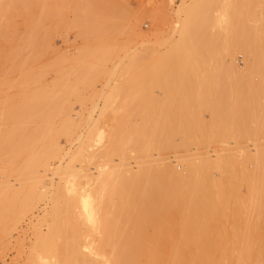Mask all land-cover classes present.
Instances as JSON below:
<instances>
[{"label":"bare ground","instance_id":"1","mask_svg":"<svg viewBox=\"0 0 264 264\" xmlns=\"http://www.w3.org/2000/svg\"><path fill=\"white\" fill-rule=\"evenodd\" d=\"M53 1H55L54 2V4L56 3L57 4V2H58V0H57V2H56V0H51V2H53ZM105 2L106 3V1H107V3H108V1L109 0H59V3H60V5H58V8L57 7H55V5L53 4V3H47V2H45V0H0V40L2 39L5 43L4 44H6V43H8L7 45H8V47H7V52L6 51H4L3 50V47L2 48H0V70L2 69L3 71L5 70L6 71V68H8V70H11L12 71V69H15V68H18V69H20L21 70V68H22V70L26 67V70L24 71V72H22L21 73V78L22 79H20V78H18V80L20 81H18L19 82V84L20 85H22V84H25L26 86L25 87H27V91H24V90H26L25 89V87H23L24 89H23V91H24V93L25 92H27V94L26 95H28L27 97L28 98H26V100H24V102H23V100L22 99H24L23 97H21V99H18L19 101L21 100L22 102L20 103L19 101H17V103H19V104H16V101H11L10 99H12L11 97H20V95L19 94H17L18 96H16V95H14V93H11L12 95L10 96V95H8L7 97H8V101H10L9 103H10V105L12 104V103H14L15 102V105H13L12 104V106H11V108H10V105L9 106H7V109H11V111H10V114H9V112H7L6 110H5V107H1V108H4L3 109V111L5 110V112L7 113V114H9V116H11V118H10V122H12L11 123V127H6L5 126V128H7V130L5 129V130H3L4 129V126H2L3 127V133H2V130H1V132L0 133H2V135H5L6 133H9L8 135H6V137L8 138V136L10 137H12V139H10V138H8V142L7 141H5V146H6V148L10 145V147H8V148H10V150H9V152H8V154L11 152V155L12 156H10V154H9V156H8V158L10 159V157L11 158H13L14 160L16 159V158H18V157H20V156H22L23 158H22V162L20 161V165H16L14 168H13V170H12V174L14 173L16 176H18V178H19V182H20V186L22 187V188H20V189H15V187L13 188V186H11V184L9 183V181L8 180H2V177H1V180H2V183H0L1 185H0V239L5 235V233H6V231H7V228L9 227V225H11V224H13V223H15L16 221H17V216L18 215H20L19 213L20 212H22L23 210H24V208H26V207H28L29 205H30V203L33 201V199L34 198H39L40 196H41V193H42V191H41V193L40 192H38L37 191V188H39V186L38 185H40V187H42L43 188V182L45 181V175L44 174H41L40 172L42 171H46V168H47V165L49 164V159L51 158V157H54V156H56V154L57 153H59V151H60V148H59V146H58V142H57V140H59V139H57V137L58 136H60V135H62V134H65V135H69V133H70V131H71V126H72V123L73 122H69V121H67L68 120V118H69V114H67L68 113V108H69V110L71 109L70 108V106H68V104L66 105V106H64V102L61 104V105H59L58 104V102H57V96H56V93L58 92H60L59 91V89L60 90H64V91H66L65 90V88L67 89V86L65 87L63 84H65V83H62L61 82V84H62V86H61V88L59 87V88H57L58 89V91H56V88H54L53 86L55 85V84H57L58 82H57V79H58V81H60V75L58 76V74H57V76H58V78L57 79H55L56 80V83H55V80L53 81V83H55V84H53V89H55V91L54 90H48V88L47 87H45L44 85H42L41 83L43 82L42 80L44 79H42V75H40L39 73H34L33 72V69L31 68V66L29 65V63H31V61H33L31 58V51H32V49L34 48V47H36V49L38 48L37 46L38 45H40V43L42 44L43 43V41H42V38L41 37H45V38H47L48 37V35H50V31L48 32L47 30L48 29H50V28H47V22H46V20L48 21V19H49V21H52L55 17H53V14L56 16L58 13V15H62L63 16V7L64 8H66V6H68L69 7V9L71 10V11H73L75 14L73 15V14H71V15H73L72 17H74L75 15V17H74V20L73 21H70L69 22V24H68V21L66 22V20L65 21H63V23L65 24V22H66V24L64 25L63 24V26H66L67 24L68 25H70L71 24V22L72 23H74L73 24V26H77L76 28H78V26H81L82 28V30L80 31L81 33H83V34H85V33H87L88 32V30L91 28V32L89 33L88 32V34L90 35H92V33L94 34V36H95V39L96 40H98V43H92V45L91 44H89L90 45V47L88 46V44L87 45H84L83 44V46H84V49H83V47H82V50H80L79 51V53H78V55H77V57H74V56H76V55H70V56H72V57H74V58H72V57H70V56H68V57H66L65 55L66 54H64V56H61V54L60 53H64V52H59V57L57 56L58 54H56L55 55V58H56V56L58 57V58H60V60H58V61H60L61 62V64L64 62V64L67 62V60H65V58L66 59H68L69 60V58H72V59H70V61L72 60V63H70V64H67L68 66L69 65H71L72 66V68H71V72L73 73L74 72V74H76V75H74V77H72L73 79L75 78V76L77 77V80L80 78H82L83 79V77H80V75L79 74H82V73H84L85 71H87L86 72V75H84V74H82V75H84L85 76V78H90V80H92L93 79V74L95 73L93 70L95 69L94 67H97V65L99 66V64H100V62L102 61L103 62V64H104V62H106V61H108L109 62V58L112 56V54L114 53V50L115 49H117L118 47H116L115 45H117V42H116V39H115V41H113V39L114 38H116V34H118V35H120V34H124V35H128L129 36V34H130V32H131V30H132V28L134 29V27L132 26V25H130V23L131 22H129L130 20H129V18H128V16L130 17V15H128L127 16V14H126V12H125V9H124V11L122 10V4L125 2H122V0H121V2H122V4H119L118 5V7L120 8V6H121V10L119 9V11L117 10V6H116V3H115V1H114V3H115V7L113 8V9H111L112 7H110V9L112 10V12L110 11V9H109V7H108V9H107V7H106V5L105 4H103V3H101V2ZM112 1V4L111 3H109V5H113V0H111ZM219 2H222L221 0H218ZM227 0H223V2L225 3ZM238 1V0H237ZM236 1V2H237ZM240 1V0H239ZM250 1V0H249ZM248 1V2H249ZM251 1H253V0H251ZM250 1V2H251ZM261 1V0H260ZM262 1H264V0H262ZM48 2H50V0H48ZM110 2V1H109ZM193 2V1H192ZM219 2H217L216 0H195L194 1V3L193 4H191L190 2H187V3H190V4H187L186 2H185V0L182 2V5L181 6H178L179 8L181 7L182 8V10L185 12L183 15H185V16H183V17H181L182 19L181 20H178L177 21V18L179 19V16L181 15H179L178 17H176V24H175V26H173L174 28L172 29L173 31L170 33L171 35H167V36H169V37H167V39H166V37H165V39H163V40H167V42H165V44H163L165 47L167 46L168 48H165L162 52H160L159 51V47H158V45L157 44H152V45H150V46H147V47H144V48H140V49H137V50H134V51H129L128 50V52L126 53V54H128L127 56L128 57H130L129 59H127V60H131V58L132 59H134V60H137V62H138V58H140L139 60L140 61H142L141 60V58H147V56H152V57H150L149 59H151V58H153L154 60L151 62V60H150V62L151 63H153V62H155V61H160L161 62V60L163 61L164 59L165 60H168V61H170L171 63H173V64H171L170 66V68H171V70L172 71H174V70H176L175 72H178L179 71V73H180V70H182L184 67L186 68H188V69H191V70H195V69H198V68H196V67H194L195 65L194 64H197L195 61H197V59H198V57L199 56H201V55H207L208 57L210 56V58H211V55L210 54H212L213 56L212 57H214V51L215 50H217L218 51V46L217 45H219L218 44V42L220 43V40H218L219 39V37H220V39L222 38V40L224 41H222L221 43V45H223V46H221L222 47V49H224V50H221V48L219 49V51H223L222 53L221 52H217L218 54H220L219 56L221 57V58H223V59H229L228 60V63H231V65L229 64V67H230V71L232 72V70L234 71H236V69L238 68H236V69H234V67H233V60H234V54L236 53V54H238L237 52H235L234 53V51H236L237 49H238V47H239V44L240 43H237L238 41H236V40H239V39H241V36H238V32H239V30H237L236 28H235V25H234V21H235V23L237 22L238 23V21H236V19L238 18V11H237V6H236V4H235V0H232V1H230V0H228L227 2H228V4H227V7H228V12L227 13H225L224 11H222V12H224L225 13V15L227 16V18H226V16L225 15H223L224 13H221V11L220 10H223L224 8L223 7H225V6H223L222 8L223 9H217V10H215V11H217L218 12V10H219V12H220V15L222 14L224 17H221L220 15H219V18L218 19H220L221 18V20H223L222 22H224V19H222V18H225V19H227L226 20V23L224 24V23H222V22H219V20L217 19V17L218 16H216V15H211V9L213 8V10H214V8H215V6H217L218 4L217 3H219ZM226 2V3H227ZM140 3V2H139ZM217 5H216V4ZM238 3V2H237ZM239 3H241V2H239ZM244 3H245V0H244ZM253 3V2H252ZM257 3H259L258 2V0H257ZM262 3V2H261ZM49 4H53V5H51V6H54V12H56L57 14H55L54 12H52L51 13V11H49L52 7H50V9L48 10V8L49 7H47ZM219 4H221V3H219ZM255 4H256V2H255ZM56 5V6H57ZM127 5V4H126ZM129 5V4H128ZM262 5V4H261ZM18 6V10H16V7ZM50 6V5H49ZM183 6V7H182ZM240 6V5H239ZM242 6V5H241ZM245 6V5H244ZM59 7H61V10H59L60 8ZM67 7V8H68ZM73 8V10L71 9V8ZM131 7H133V6H131ZM262 7V6H261ZM10 8V9H9ZM22 8V9H21ZM55 8H57L56 9V11H55ZM116 8V9H115ZM127 8H129V7H127ZM138 8H140L139 6H138ZM242 8V7H241ZM253 8V7H252ZM262 8H264V7H262ZM53 9V8H52ZM130 9V8H129ZM136 9V8H135ZM141 9V8H140ZM258 9H259V7H258ZM113 10H116L117 12H113ZM131 10H133V9H131ZM137 10V9H136ZM158 10V9H157ZM161 10V9H160ZM178 10V9H177ZM181 10V11H182ZM213 10H212V12H213ZM246 10V9H245ZM245 10H244V13H245ZM58 11H60V12H58ZM66 11V10H65ZM68 11V10H67ZM126 11H127V13H129V11L126 9ZM138 11V10H137ZM181 11H177V12H181ZM214 11V12H215ZM240 11V10H239ZM256 11V10H255ZM259 11V10H258ZM62 12V14H60ZM135 12V11H134ZM145 12V11H144ZM216 12V13H217ZM69 13V12H68ZM141 14H139V15H143L142 14V12H140ZM148 13V12H147ZM156 14H158L159 13V11H156L155 12ZM165 13V12H164ZM163 13V14H164ZM252 13H254V10L252 11ZM130 14V13H129ZM131 14H132V12H131ZM166 14V13H165ZM260 14H261V11L259 12V17H260ZM14 15L16 16V15H18L19 17L20 16H22V18H23V23H24V25H25V29L24 28H22V29H24L25 30V34L21 37V38H15V33H14V30L15 29H13V28H15V24H14ZM135 15V13L132 15V16H134ZM146 15V14H145ZM167 15V14H166ZM178 15V14H177ZM242 15V14H241ZM241 15H240V17H241ZM247 15V14H246ZM249 15V14H248ZM256 15H257V13H256ZM255 15V16H256ZM245 16V15H244ZM244 16H242V18L244 17ZM251 16V15H250ZM17 17V16H16ZM60 18H61V16H59ZM59 17L57 16L56 18H57V21L56 22H58V21H60V20H58L59 19ZM65 17V16H64ZM137 17H139V16H137ZM213 17H216L215 18V22H214V20H213ZM252 17V16H251ZM257 17V16H256ZM68 18V17H67ZM245 18H247V17H245ZM262 18H264V15H262L261 16V19ZM52 19V20H51ZM72 19V18H71ZM140 19V18H139ZM216 19H217V21L219 22V23H217L216 22ZM250 19V18H249ZM252 19V18H251ZM63 20V19H62ZM62 20L60 21V22H62ZM257 20V19H256ZM260 20V19H259ZM258 20V21H259ZM262 20H264V19H262ZM242 21V20H241ZM246 21V20H245ZM261 21V20H260ZM56 22H54L55 24H56ZM136 22H138V19H137V21ZM240 22V21H239ZM22 23V24H23ZM59 23V22H58ZM56 24L55 26L56 27H54V28H57V25H58V27H59V25H61V24ZM76 23V24H75ZM215 23H217L218 25L221 23V24H223V25H221V27L223 26L224 27V25H226L224 28H222V29H224V30H226V33L224 34V33H222V35L221 36H217V37H214L213 35L216 33V35H217V32H222V31H217V30H215L214 31V29H209L210 31H212L214 34L213 35H211L212 34V32L211 33H209V31L208 32H206V30H208V27H210V26H212V25H214ZM247 23V22H246ZM45 24H46V28H45ZM49 24V23H48ZM239 24V23H238ZM242 24V23H241ZM252 24V23H251ZM260 22L257 24V27H259L260 25ZM66 26V28L67 27H69V26ZM240 25V24H239ZM239 25H238V27H239ZM250 25V24H249ZM259 25V26H258ZM52 26V25H51ZM135 26V25H134ZM241 26V25H240ZM253 26V25H252ZM261 26H264V25H261ZM260 26V27H261ZM70 27H71V25H70ZM86 27H88V30H86L87 28ZM250 27V26H249ZM254 27V26H253ZM53 28V27H52ZM62 28H65V27H62ZM61 28V29H62ZM84 28V29H83ZM193 28H196L194 31H196V32H194V31H192V32H194V33H192L191 34V32H190V30H192ZM207 28V29H206ZM252 28V27H251ZM255 28V27H254ZM261 28H264V27H261ZM47 29V30H46ZM70 29V28H69ZM243 29H245V27L243 28ZM249 29V28H248ZM255 29H257V28H255ZM44 30V32L46 33V31H47V33H46V35L44 34H42V33H44V32H42ZM52 30V29H51ZM55 30V29H54ZM78 30V29H77ZM83 30L85 31V32H83ZM198 30V31H197ZM236 30H237V33H236ZM247 30V29H246ZM56 31V30H55ZM66 31H67V29H66ZM66 31H64V33L66 32ZM78 31V32H79ZM217 31V32H216ZM249 31V30H248ZM250 31H251V29H250ZM253 31V30H252ZM16 32V31H15ZM52 32V31H51ZM63 32V31H62ZM242 32L243 31H241V34H242ZM254 32V37H253V41L257 44L256 46L258 47V44H260V43H264V29H258V30H254L253 31ZM252 32V33H253ZM56 33V32H55ZM61 33V32H60ZM175 33V34H174ZM246 33V32H245ZM16 34H17V32H16ZM52 34V33H51ZM53 34H54V32H53ZM59 34V33H58ZM67 34V33H66ZM76 34V33H75ZM80 34V33H79ZM83 34H80V35H82L83 36ZM133 34H136L135 32L133 33ZM221 33H219V35H220ZM224 34V35H223ZM236 34H237V36H238V38L239 39H237V37H236ZM21 35V34H20ZM63 35V34H62ZM87 35V34H86ZM111 35H114V38L112 39V41L114 42V43H116L115 45L114 44H112V45H106V44H108L109 43V40L112 38L111 37ZM117 35V36H118ZM215 35V36H216ZM18 36V35H17ZM50 36H52V35H50ZM50 36H49V39H50ZM94 36H92V38L94 37ZM134 36V35H133ZM133 36H131L130 35V37H131V39H132V37ZM253 36V35H252ZM85 37H87V39H88V36H85ZM111 37V38H110ZM120 37V36H119ZM126 38H127V36H125ZM129 37V38H130ZM245 37H246V34H245ZM249 37V36H248ZM67 38V37H66ZM108 38H109V40H108ZM124 38V37H123ZM128 38V40H131V39H129ZM164 38V37H163ZM215 38H218V39H216L217 40V43H216V40H215ZM250 38V37H249ZM120 39V38H119ZM206 39V40H205ZM42 42H41V41ZM47 40V39H46ZM82 40V39H81ZM104 41V40H108V43L107 42H103V43H101V41ZM127 39L126 40H124V43H120V46H121V44L124 46V44H125V46L124 47H126V42L128 41ZM162 40V41H163ZM195 40V41H194ZM242 40H245V38L244 39H242ZM249 40V39H248ZM248 40H246L247 42H248ZM2 41V42H3ZM40 41V42H39ZM48 41V40H47ZM88 41H90L89 39H88ZM86 42V43H89V42ZM132 41H133V39H132ZM132 41H131V43H132ZM160 41V40H159ZM252 41V42H253ZM46 42V41H45ZM111 42V41H110ZM112 42V43H113ZM48 42H46V44H47ZM82 43V42H81ZM85 43V44H86ZM128 43V42H127ZM156 43H158V41L156 42ZM251 43V42H250ZM0 44H2V43H0ZM38 44V45H37ZM45 44V45H46ZM110 44V43H109ZM242 44V43H241ZM248 44V43H247ZM3 45V44H2ZM6 45V46H7ZM37 45V46H36ZM43 45H44V43H43ZM43 45H40V47L42 48V46ZM82 45V44H81ZM114 45V46H113ZM243 46H244V44H242ZM253 45H255V44H253ZM109 46V48L106 50V48ZM163 46V47H164ZM220 46V45H219ZM243 46H241V48L243 47ZM247 46V45H246ZM261 46H264V45H261ZM111 47H114L113 48V50H112V48ZM116 47V48H115ZM129 47V46H128ZM254 47V46H253ZM260 47V46H259ZM110 48H111V50L113 51L112 52V54H110V53H107L108 55H110V57H108V59L105 57V55H106V52L109 50L110 51ZM122 48V47H121ZM130 48V47H129ZM250 48H252L251 47V45H250ZM249 48V49H250ZM28 49V53H27V50ZM31 49V50H30ZM36 49L34 48L33 50L34 51H36ZM125 49V48H124ZM124 49L122 50V49H120L119 48V50H122L123 52H124ZM248 49V48H247ZM26 51V53L29 55V56H27V54H25V57L27 56V58H24V61H20V60H22L23 58H22V51ZM73 50V49H72ZM118 50V49H117ZM117 50H116V54L118 53L117 52ZM243 50H244V48H243ZM255 50V49H254ZM257 50V49H256ZM259 50H264V47H261V49L259 48ZM258 50V51H259ZM2 51H4V52H6V53H4V52H2ZM238 51V50H237ZM250 51V50H249ZM37 52V51H36ZM35 52V53H36ZM203 52L205 53V54H203ZM246 52V51H245ZM251 52H252V50H251ZM25 53V52H24ZM38 53V52H37ZM40 53V52H39ZM58 53V52H57ZM120 53V52H119ZM216 53V51H215V55L217 54ZM262 53H264V51H262ZM20 54H21V56H20ZM242 54V53H241ZM246 54H248L247 52H246ZM254 54L256 55V53H255V51H254ZM24 55V54H23ZM39 55V54H38ZM113 55H115V54H113ZM118 55V54H117ZM117 55H115V57L117 56ZM243 55V54H242ZM250 55V53L247 55V56H249ZM255 55H253V53H252V56L254 57ZM18 56H20V60L18 61H16V57H18ZM32 56H33V59H34V57H35V59L36 58H38V57H36L35 55H33L32 54ZM120 56V55H119ZM251 56V57H252ZM257 56V55H256ZM89 57V59H87ZM105 57V58H104ZM113 57V56H112ZM124 57H125V55H124ZM127 57V58H128ZM197 57V59L195 60V58ZM219 57V58H220ZM54 58V59H55ZM193 58H194V60H193ZM201 58V57H200ZM205 58V57H204ZM203 57L201 58V61H202V59H204ZM207 58V57H206ZM204 59L203 61L204 62H207L208 63V60H209V58H207V59ZM220 58V59H221ZM17 59H19V58H17ZM41 59V58H40ZM104 59H105V61H104ZM111 59V58H110ZM192 59V60H191ZM217 59V58H216ZM220 59H218V60H220ZM246 59H248V58H246ZM2 60H4V61H2ZM5 60H7V67L4 65L5 64ZM51 60V59H50ZM57 60L55 59V61L53 60V62H54V66H55V63L57 62ZM64 60V61H63ZM120 60H121V58H120ZM119 60V61H120ZM146 61L148 60V59H145ZM189 60V61H188ZM207 60V61H206ZM213 60V59H212ZM214 60H215V58H214ZM241 60V59H240ZM66 61V62H65ZM89 61V62H88ZM132 61V60H131ZM139 61V62H140ZM146 61L144 62L145 64H143V65H146L145 66V68L146 69H148V67H150L151 65H153V64H151V63H146ZM149 61V60H148ZM186 61H188L189 63H187ZM198 63H200L201 64V61H200V59H198ZM202 61V62H203ZM227 61V60H226ZM259 61H261V60H259ZM49 61H47L46 62V64L48 63ZM51 62V61H50ZM49 62V63H50ZM53 62H51V63H53ZM101 62V63H102ZM113 62V61H112ZM118 62V61H117ZM192 62H194V63H192ZM203 62V63H204ZM220 62H221V60H220ZM225 62V61H224ZM235 62V61H234ZM246 61L244 60V63H245ZM4 63V64H3ZM22 63H24V64H27L28 63V68H27V65L25 66L24 64H22ZM93 64V65H95L94 67H93V65L91 66V64ZM119 63V62H118ZM126 63V62H125ZM142 63H143V61L141 62V64L140 65H142ZM159 62H157L156 64L157 65H155V68H159L158 66H160L159 64H158ZM185 63H187L185 66L183 65V64H185ZM190 63H191V65H190ZM210 63H212L210 60H209V64ZM255 63V62H254ZM260 63V62H259ZM2 64L6 67H4V66H2ZM44 64H45V62H44ZM64 64H62L61 66H60V63H56V65H57V67H59V71H58V69L56 70V68H55V72L57 73H62V71H64L65 69L64 68H66L65 67V65ZM111 64V63H110ZM128 64V63H127ZM138 64L139 63H137V66H138ZM190 65V66H192V67H188L187 65ZM205 65H206V63H204ZM221 64H223V63H221ZM247 64V62L245 63V65ZM256 64V63H255ZM258 64V63H257ZM256 64V65H257ZM260 64H262V63H260ZM21 65H24V68H23V66H20ZM38 65H40V64H37L36 66H37V68H39L38 67ZM53 65H51V67H53L54 68V66ZM59 65V66H58ZM64 65V66H63ZM122 65V64H121ZM125 65V64H124ZM123 65V66H124ZM148 65V66H147ZM150 65V66H149ZM181 65H183V67L181 66ZM203 65V64H202ZM215 65V64H214ZM249 65V64H248ZM252 64H250V66H251ZM1 66L2 67H4V68H1ZM35 66V65H34ZM43 66V65H42ZM46 67H47V65H45ZM113 66H115V65H113ZM174 66V67H173ZM197 66V65H196ZM200 65H198L197 67H199ZM208 66V65H207ZM255 66V65H254ZM33 67V66H32ZM60 67H62V68H60ZM92 67H93V70H92V72H93V74L92 73H88V70H90V69H92ZM124 67H126V66H124ZM140 67V66H139ZM165 67H167L168 68V66H165ZM195 69H194V68ZM209 67H210V65H209ZM219 65H218V69H219ZM232 67V68H231ZM32 69V71H31V69ZM48 68V67H47ZM69 68V69H70ZM103 67H98V69H102ZM109 68V67H108ZM111 68H115V67H111ZM142 68H143V66L141 67V68H139V70L140 71H142L143 73H140V74H138V75H140V78H141V80L142 81H139L140 83V85H138V86H136V84H134L135 86H133V85H130V86H133V88L131 89V91H133V90H138L139 89V87H141V86H143V87H146V86H144V85H147L146 83L145 84H141V83H143L144 82V80L143 79H146L147 77H149V76H151L149 79L150 80H152V79H154V78H156V81H150L149 82V84L151 83V82H153L152 83V85H149V87H148V85H147V87H148V89H146V91L144 90V92H146L147 93V91H149V88H153L154 89V86L156 85V83H157V81L159 80V84H160V82H162V81H160V80H162V76H161V74L159 73V72H161L160 71V69H159V72H157V73H155V71L154 72H151L153 69L155 70V68L154 67H151V69L149 68V70H151L149 73H152V74H154V77L152 76V74H149V75H147L148 74V71L146 70V69H144L145 71H143L142 70ZM216 68V67H215ZM262 68V67H261ZM17 69V70H18ZM41 69V67L39 68V70ZM110 69V68H109ZM124 69V68H123ZM203 69V68H202ZM208 69V68H207ZM211 69H212V67H211ZM229 69V68H228ZM257 69V68H256ZM7 70V73L8 72H10V71H8ZM38 70V71H39ZM49 70V69H48ZM82 70L84 71V72H82ZM139 70L136 68V71H137V73H139ZM163 70V69H162ZM185 70H186V72H185ZM216 70V69H215ZM222 70V68L220 69V71ZM237 70H239V68L237 69ZM247 70H249V69H247ZM253 70H255V68L253 69ZM258 70V69H257ZM37 71V72H38ZM44 71H45V69H44ZM54 71V70H53ZM112 71V70H111ZM118 71V70H117ZM171 71V72H172ZM197 71V70H196ZM219 71V72H220ZM225 72H226V70H224ZM239 71H243V70H239ZM250 71V70H249ZM252 71V70H251ZM13 72V71H12ZM15 72V71H14ZM13 72V73H14ZM36 72V71H35ZM40 72H42V71H40ZM67 72V73H66ZM66 72H63V73H66L67 75L69 74V75H71L70 73H69V71L67 70ZM76 72V73H75ZM80 72V73H79ZM82 72V73H81ZM101 72V71H100ZM106 72H108L107 70H106ZM114 72V71H113ZM126 72H128V71H126ZM145 72H147V74L145 73ZM181 72H183V73H181V74H184V73H186V74H189L188 73V70L187 69H184L183 71H181ZM194 72V71H193ZM201 72V71H200ZM199 72V73H200ZM207 72V71H206ZM215 72V71H214ZM247 72V71H246ZM252 72H256V70L255 71H252ZM11 73V72H10ZM10 73H8V74H10ZM45 73V72H44ZM61 74V76L64 78L65 76H63V75H65V74ZM92 77H90L88 74ZM120 73V72H119ZM125 73V72H124ZM198 73V74H199ZM204 73V72H203ZM203 73L201 74V76L203 75ZM208 73V72H207ZM210 73H213V72H210ZM216 73V72H215ZM223 73V72H222ZM234 73V72H233ZM238 73V72H237ZM243 73V72H242ZM0 74H1V72H0ZM19 74V73H18ZM111 74H112V72H111ZM126 74V73H125ZM143 74H146V75H143ZM186 74H184V75H180V74H178V73H171V76H179L180 75V77L181 76H183V77H181V79L182 78H185L187 81L186 82H184L185 80H183V82H182V80L180 79V81L178 80V76H177V82H176V80H175V83H173V81L174 80H171V79H173V78H176V77H171V81H172V87L173 88H171L172 90L171 91H174V92H178L177 93V95H181V96H177V98H178V100H177V102L179 101H181L182 102V104H184V105H180V106H182V108L179 106V104L181 103H179V104H177V102L175 101L176 99H175V97H174V99H173V96H174V94H171L172 92L171 91H169L168 89L170 88V81H168L169 79H165L166 81H168L167 83H168V85L169 86H158L159 84H157L155 87H159V89L161 88L162 89V93H161V95L163 96V94H164V96L166 95L167 96V94H165V92L167 91V93H170L169 95H171V96H165L166 98H167V100H169L168 102L166 101H164L165 103H169L170 102V97H171V99H173L172 101H174V102H176V103H174V102H170L171 103V106L173 105V104H176L175 106H176V108H177V110H176V112L177 111H180L179 109H178V107L177 106H179V108L180 109H185V108H187V109H193L194 110V108H196V107H192V103H191V101L189 102V101H187V100H185V98L184 97H182L183 95L182 94H180L179 92H181V93H183V92H185V93H188V94H186L187 96L188 95H190V96H188L189 97V100L190 99H193L192 98V93H193V90H192V93H189V90H190V88H189V90H186V89H188L186 86H187V84L186 83H189V79H188V77H186V76H188V75H186ZM199 74V75H200ZM217 74H218V71H217ZM213 75V74H210V75H213V77L214 78H216L217 76H219V79H220V74H218V75ZM230 74V73H229ZM234 74H236V73H234ZM238 74H240V73H238ZM244 74V73H243ZM251 74V73H250ZM249 74V75H250ZM253 74V73H252ZM260 74H261V72H260ZM66 75V76H67ZM78 75H79V78H78ZM81 75V76H82ZM93 75V76H92ZM196 75V74H195ZM194 75V77H196ZM204 75H206V74H204ZM228 75V74H227ZM230 75H232V74H230ZM248 75V76H249ZM255 75V74H254ZM262 75H264V74H262ZM4 74L2 73V75L0 76V77H2V79H4ZM12 76V75H11ZM87 76V77H86ZM109 76H110V74H109ZM113 76V75H112ZM145 77V78H143L142 79V77ZM158 76H160L159 77V79H157V77ZM208 76V75H207ZM222 76H224L223 74H222ZM222 76H221V79H222ZM237 76V75H236ZM239 76V75H238ZM241 76V75H240ZM247 76V77H248ZM257 76V75H256ZM61 77V78H62ZM69 76H67L66 78H68ZM204 77V76H203ZM203 77L201 78V81L203 80V82L205 81V79H206V77H205V79H203ZM225 77V76H224ZM223 77V78H224ZM244 77H245V75H244ZM250 77V76H249ZM255 77V76H254ZM262 78H264V76H261ZM8 78H12V77H8ZM7 77H6V80L4 81V80H2L1 78H0V86L1 85H4L3 83L5 82H7V81H9L10 83H11V85H13V83L10 81V79H8ZM108 78V77H107ZM125 78V77H124ZM124 78H123V80H124ZM161 78V79H160ZM169 78V77H168ZM210 78V76L208 77V79ZM214 78H213V81H215L216 83H217V81H218V77L214 80ZM228 78V77H227ZM230 78V77H229ZM238 78H240V81H241V77H238ZM253 78V77H252ZM70 78H68V81H70V85L72 86V89L75 87L76 88V85H78V84H80L81 83V85L83 84V82H79V83H76V81H74L75 83H73V84H71V82H73V80L71 81V80H69ZM76 79V78H75ZM129 79V78H128ZM133 79V78H132ZM199 80V78H198V76H197V78H195V80ZM221 79H220V81H221ZM11 80H13V78L11 79ZM83 80H85V79H83ZM140 80V79H139ZM222 80H224V79H222ZM228 80H230V79H227V81ZM233 80H235V79H233ZM242 80H244V79H242ZM245 80H246V78H245ZM61 81H64V80H61ZM80 81V80H79ZM82 81V80H81ZM87 81V83H88V80H86ZM93 81V80H92ZM125 81V80H124ZM128 81V80H127ZM145 81H148L147 79L145 80ZM220 81H218V83L220 82ZM225 81V80H224ZM237 81V80H236ZM8 82V83H9ZM91 82V81H90ZM88 83L86 86L88 87L91 83ZM95 82V81H94ZM129 82V81H128ZM127 82V83H128ZM131 82V81H130ZM129 82V83H130ZM134 82V81H133ZM179 82L181 83V84H179ZM203 82H201L200 83V80H199V84L198 85H202V83ZM205 82H208V83H210L207 79H206V81ZM215 82H214V85H215ZM244 82V81H243ZM247 82V81H246ZM132 83V82H131ZM183 83H185V84H183ZM217 83V84H218ZM224 83H226L225 84V86L226 85H228V84H230V83H228V82H224ZM241 83V82H240ZM248 83H250V81L248 82ZM248 83H247V85H248ZM253 83V82H252ZM261 83V82H260ZM14 84H16V82L14 83ZM32 84V86H30ZM38 84H40V85H42V86H44L45 88H42V86L41 87H38L39 85ZM75 84V85H74ZM117 84H119V83H117ZM123 84H125V83H123ZM122 84V85H123ZM175 86H174V85ZM185 85V86H183V85ZM205 84V83H204ZM204 84L202 85V87H204ZM212 84V85H211ZM211 84H205V86L207 85H210V87H211V89H213L214 88V86H213V82H211ZM223 83L221 82V84L219 83V85H220V89L222 88L221 87V85H222ZM237 86V88L236 87H232V86H230L231 88H233L232 90H236V93L238 92V91H240V90H238L239 89V86L241 85V84H239L238 85V83H235ZM235 84H233V85H235ZM242 84H244V83H242ZM19 85V86H20ZM38 85V86H37ZM84 84H83V86H85ZM121 85V86H122ZM126 85V84H125ZM122 86V87H126V86ZM160 85H162V84H160ZM177 85V86H176ZM189 85V84H188ZM197 85V86H198ZM219 85H217L218 87H219ZM231 85V84H230ZM251 85V84H250ZM8 86V85H7ZM70 86V87H71ZM116 86V85H115ZM119 86V85H118ZM120 86V87H121ZM130 86L129 87H127V88H129L130 89ZM153 86V87H152ZM183 86V88L181 89L180 87H182ZM194 86V85H193ZM199 86V87H200ZM213 86V87H212ZM224 86V84H223V87H225ZM242 86V85H241ZM246 86V85H245ZM259 86V85H258ZM18 87V86H17ZM21 87V86H20ZM65 87V88H64ZM119 87V88H120ZM121 87V88H122ZM134 87H137V89H135ZM143 87H141L142 89H139V91L141 92V90H142V93H144L143 92ZM167 88L166 90H163V89H165V88ZM186 87V88H185ZM198 87V89H200V90H202L203 88L202 87H200L199 88ZM209 87V86H208ZM209 87V88H210ZM218 87L217 88H215V89H213V91L215 92V90L216 89H218ZM229 87V89L231 90V88ZM42 88V89H41ZM51 87H49V89H50ZM73 89V91H72V93L74 92V91H76V89ZM81 88V87H80ZM123 88V91L125 90L126 92L129 90H126V89H124ZM176 90H175V89ZM180 88V89H179ZM228 88V86L227 87H225V88H222V92H223V89H226V90H229V89H227ZM236 88V89H235ZM257 88V87H256ZM259 88V87H258ZM261 88V87H260ZM0 89H2V87L0 88ZM19 89V91H22V90H20V89H22V88H18ZM52 89V88H51ZM85 89H86V87H85ZM153 89H151V90H153ZM177 89H179V91H177ZM197 89V90H198ZM205 89V88H204ZM203 89V90H204ZM211 89L208 91V89H205V93H206V96L209 94H207V91L208 92H210L211 91ZM241 90H242V87L240 88ZM243 89H245V88H243ZM2 90H4V89H2ZM120 91H121V95H123L122 93V89H119ZM150 90V91H151ZM182 90H185V91H183L182 92ZM207 90V91H206ZM248 90V89H247ZM250 90V89H249ZM1 91V90H0ZM78 92H74L75 93V96H76V93H78L77 94V97L81 94V93H79V92H81V91H79V90H77ZM95 91V90H94ZM120 91H118V92H120ZM124 91V92H125ZM163 91H165V92H163ZM187 91V92H186ZM191 91V90H190ZM213 91H211V92H213ZM258 91L259 92H261L259 89H258ZM4 93L6 92L5 90L3 91ZM54 92V93H53ZM83 92V91H82ZM125 92V93H126ZM136 92V91H135ZM152 92V91H151ZM151 92H149V93H151ZM200 94H201V92L200 91H198ZM211 92H210V94H211ZM224 92H226L225 90H224ZM233 92V91H232ZM231 91L229 92L228 91V93H232ZM241 93H243L242 91H240ZM245 93L247 92V91H244ZM254 92V91H253ZM253 92H251L252 94H253ZM262 92H264V91H262ZM261 92V93H262ZM63 93V96L61 95V97H60V100H61V98H62V101H64V92L63 91H61V93L60 94H62ZM67 93V96H69V95H71L72 93H69V92H66ZM73 93V94H74ZM85 93V92H84ZM91 93V92H90ZM114 93H115V91H114ZM128 93H130V91H128ZM132 93V92H131ZM131 93H130V97H128V98H126V99H128V101L125 99V97H127V96H129V94L128 95H125V97L124 98H121V95L119 96V94H118V96L120 97V101H121V99H122V102H125V101H127L128 103H130V101L132 100H130L129 98H133L132 96L134 95L135 96V93L134 94H132V96H131ZM142 93H140V94H142ZM175 93V94H176ZM195 93V92H194ZM194 93H193V95H194ZM203 93H204V91H203ZM204 93V94H205ZM215 93H221L220 92V90H219V92H215ZM227 92H226V94H228ZM244 93V95H246ZM247 93H250V92H247ZM250 93V94H251ZM260 93V94H261ZM1 94V93H0ZM3 94V93H2ZM60 94H59V96H60ZM69 94V95H68ZM72 94V95H73ZM94 94V93H93ZM92 94V95H93ZM139 94V93H138ZM209 94V95H210ZM229 94V95H230ZM238 94V93H237ZM7 95V94H6ZM66 95V94H65ZM95 95H96V93H95ZM94 95V96H95ZM111 95H113L112 93H111ZM148 95V96H147ZM147 95H143L144 97H142L144 100L146 99V100H151V102H152V104H155L154 106H153V109H155V110H153L152 109V107H148L147 106V102H141V106H143L142 108L143 109H145V110H142V109H138V111H136L137 110V108H140V107H137L136 109L133 107V109H135V110H131V112L132 111H134V112H137V113H134V114H136V116H137V114H138V116H139V114H140V112L141 111H144V112H141V113H148L147 114V116H145L146 114H142L143 116H139V118H140V121L141 122H137V123H143V125H145L146 124V122H148L147 124H148V126H140V128L142 127V130H143V128L144 129H148V127H150L148 130H149V132H147L146 130H143L141 133H139V132H136V131H134L135 129H136V127H137V124H136V126L134 125V122L133 121H131V119H130V117H131V115H132V113H130L131 115L129 116V118L127 119L126 118V112L125 111H127V113H128V110L130 111V109H126L125 110V108L124 107H119L120 108V111L122 110V108H124L122 111H123V116L125 117V121L127 122L129 119H130V122H127V123H133V125L135 126V129L133 128V130H131V131H124V134H125V132H130L129 133V135H133V139H137L136 137H138V136H140L139 134H142L140 137H142L144 134H145V132H146V134H147V136H149V137H147L148 139H146L145 137H146V134H145V137L143 136L142 138H140V137H138V142H136L135 141V143L134 142H132L133 144L131 145V146H135V145H137V148H138V150L136 149V151L137 152H139V153H137V154H135V156H137L138 154V156H140V160H139V158H137L138 160H135V161H137V164H136V166H137V168H135V170H132V169H134V167H136V166H134V167H132L131 166V168H130V165L131 164H129V163H127V164H129V166L128 167H126L127 166V164H126V166L123 164L124 162V158H123V161H122V163H121V165L119 166V163H118V166H117V164H116V166L115 165H111V164H109V165H111V167H106V168H102V169H100L99 171H98V177H99V186L97 187V185H98V183H97V185H96V187L97 188H95V189H92L93 190V192L92 193H89V192H86L85 194H84V191L82 190L81 192L78 190V188H77V186L79 185V184H81V183H79V184H77L76 182H75V178L78 176L77 175V173H76V171L74 172V169L75 168H73V167H70V169H68V172L66 173L67 175H68V173H69V176H70V173H71V177H72V179H68L69 180V191L71 190L72 191V195L70 194H66V192L65 191H63V189H62V187L65 185H63L62 187H61V185L60 184H57L56 186H55V189H54V199H53V201H52V209H51V215H52V224L50 225V227H49V229H48V235H47V237H45V236H40V240H38V244H37V247L40 249V253H42L41 255H42V257L43 258H45L46 260H47V262H48V264H62V263H65L64 261H65V259L70 255V256H74L75 257V254L76 255H78L77 254V252H78V250L79 249H77V248H75V247H78V243H77V240L75 239V238H78V237H81V236H83V237H85L81 232V229H82V225H81V223L83 222L82 220H80L79 219V214H78V210H77V212L75 211V208L78 206V205H80V207L78 208L79 210H80V212L82 213H85L84 214V216H85V218H84V222L85 221H87L88 223H90L91 225H92V227H94V228H96L97 229V231H99V233H100V235H99V237L98 238H96V239H94L93 241H92V243H90V245H91V247H90V249L92 250V248L96 251V253H97V261H98V258H99V261H103V262H106V264H256V262L258 261V260H256L257 258H255L254 257V247H255V244H256V241L257 240H260V242H261V240L262 241H264V234H262L260 237L259 236H254V232H252V234H248L247 235V233L249 232V230L247 231V230H245L244 228H246V229H249V228H247V227H244L242 224L243 223H245L244 225L245 226H247V224L248 223H250L253 219H254V215L252 216V215H250V216H252V217H250V219L249 218H247L246 219V221H248V223H246V221H241V222H243L242 224H240L241 226H243V227H241V229H238V227H240V225L239 226H237V227H234V225L235 224H233V227H232V229L231 228H229V227H231L232 225H231V221H233V220H230V225L229 224H226L227 223V219H228V221H229V219L232 217L231 215H233V216H235V215H238L239 213H237L238 211L239 212H241L240 210H235V208H234V206H238V203L240 204H242L241 205V207L244 205V203L246 202H248V201H250V203L251 202H253L254 203V205H253V203H251V205H248V207L250 208V209H252L251 207L252 206H254V208L256 207V206H258V204L256 205L255 203H259L260 202V204H262L261 203V201H262V198H264V186H262V185H264V184H262V182H261V184L259 183L260 181H262L261 180V174H264V171H262V173L261 174H259L260 172H261V170L259 171V173L257 172L256 173V178L258 177V179H260L259 180V184L255 181V176L253 175V177L255 178V179H253V181H255V182H253V184H252V178H250L249 179V181H251V185H249L248 184V182L246 183V181H244V183H245V186L247 185L248 187V192H250V196L248 195V194H246V196H248V197H245L243 200L241 199V197H240V195H239V191L237 190V185H235V186H232V184H234V183H232L231 181H232V179L234 178L235 179V177H237V178H239L238 179V181L240 180V177L243 175V176H245V178L247 177V174H248V169H249V167H245V170L243 171V170H241V167L239 168V170H241L242 171V173H241V171L239 172L238 171V176H240V177H238L237 175H236V171L234 170V172H235V175L234 174H232V172H233V168L231 169V166H229L230 167V171L232 170V172H230L231 174H229V175H232V179H231V176H229L228 178H229V180H231V181H229L227 178H226V180H228L229 182H228V184H226L227 183V181H225V179H222V178H220V177H211L210 176V173H212L211 171H212V169H211V171H210V173H209V171H207V170H205V168L204 167H206V165H207V167L209 168V166L211 165V163H210V165L208 166V164L206 163V161H209L207 158L208 157H206V161L204 160L202 163H200V164H202V165H199V166H193L192 165V163H194L195 162V160H194V162H187V161H190V157H188V156H186V155H189V154H183V155H181L182 157H183V159L182 158H180V157H178L179 159H177V160H174V161H177V163H179V161L178 160H182L181 162H180V164L181 163H183L180 167H181V169L179 168H177L176 166V163H175V165L176 166H174V165H172V163L170 164V163H164L163 161V159L164 158H162V157H160L162 160H159L160 158H159V156L158 157H155L154 156V159L153 158H150L148 155H150V156H152V153L154 152H156V151H159L158 149L157 150H149V151H146V150H148L149 148L151 149V147H154V144H159L158 146L159 147H161L160 145H162V144H164V145H162V147L163 146H165V143H163V142H165V139L164 140H162V142L159 140V138H161L160 136H167L168 134L164 131V133H163V135H159V134H161L162 133V131H158V129L156 130V126H154V123H155V125H156V121H158V116H157V114L156 113H158L157 111H159L158 109H160L161 107L159 106V104H160V100L159 99H151V96H150V94H147ZM157 98H159L158 96H161V95H156V94H154ZM208 95V96H209ZM211 95H213V94H211ZM210 95V96H211ZM220 95H225V94H223V93H221V94H219V95H217V94H215V98H216V100H215V98L212 96V99H211V97H210V100H212V102H214L215 101V103H212L214 106H212L211 104H210V102H208V104H209V106H211V107H213V108H210L209 106H208V109H213V111H215L216 109L219 111L220 110V108L222 107V105L224 104V99H222V98H224V97H222V96H220ZM232 95V94H231ZM230 95V96H231ZM255 95V94H254ZM3 96V95H2ZM66 96V99L68 98ZM85 95H81V97H78V99L79 98H81V99H79L80 100V102H82L81 100L83 99V97H84ZM88 96V95H87ZM86 96V97H87ZM195 96V95H194ZM196 96H199L198 95V93H197V95ZM195 96V99H193V100H196V99H198L200 102H198L197 100V102L198 103H201L202 102V100L201 99H199L201 96H199L198 98ZM206 96L204 95H202V97H203V102L205 101V99H206ZM207 96V97H208ZM216 96H220V97H218L219 99H220V101L219 100H217V97ZM234 96H236V95H234ZM233 96V97H234ZM240 96H241V94H240ZM246 96H248V95H246ZM4 97V96H3ZM70 97V96H69ZM74 97V96H73ZM86 97H85V100H86ZM117 97V96H116ZM118 97V98H119ZM137 97H139V96H137ZM150 97V98H149ZM179 97H182V98H179ZM201 97V98H202ZM205 97V98H204ZM237 97V96H236ZM250 97V96H249ZM252 97V96H251ZM75 98V97H74ZM89 98V97H88ZM106 98V97H105ZM112 98H114L113 96H112ZM111 98V99H112ZM142 98H140V99H142ZM148 98V99H147ZM183 98H184V101H183ZM209 98V97H208ZM207 98V99H208ZM241 98V97H240ZM243 98V97H242ZM241 98V99H242ZM65 99V100H66ZM77 99V98H76ZM90 99V98H89ZM109 99V98H108ZM107 99V100H108ZM111 99H110V101H111ZM134 101L135 102H137V99L134 97ZM140 99H138V101H140ZM187 99V98H186ZM206 99V100H207ZM213 99H214V101H213ZM221 99L223 100V103H222V101H221ZM236 99V98H235ZM238 99H239V96H238ZM241 99H240V102H241ZM246 99H248V97L246 98ZM246 99H244V100H246ZM260 99H261V97H260ZM12 100H14V99H12ZM16 100V99H15ZM59 100V99H58ZM117 100V99H116ZM124 100V101H123ZM157 100H159L158 101V103L159 104H157V102H154V101H157ZM209 100V99H208ZM262 100V99H261ZM4 101H5V98H4ZM6 101H7V98H6ZM69 101V100H68ZM70 101H72V100H70ZM104 101H105V99H104ZM133 101V100H132ZM142 101V100H141ZM216 101H219V108L218 107H216L217 106V103H216ZM239 101V100H238ZM252 101H253V99H252ZM254 101H257V100H254ZM253 101V102H254ZM84 102V101H83ZM112 102V101H111ZM151 102H150V106L152 105L151 104ZM187 102H189V103H191V105L189 104V103H187ZM196 102V103H197ZM228 102V101H227ZM246 102V101H245ZM260 102V101H259ZM3 103V102H2ZM23 103H24V105H23ZM71 104V106H72V104L74 105V103H72V102H70ZM126 103V102H125ZM185 103L188 105L189 104V106H186L185 105ZM195 103V104H196ZM205 103V102H204ZM232 103V102H231ZM65 104H66V101H65ZM118 104V103H117ZM134 103H132V104H129L130 106L131 105H133ZM137 104L139 105V102H137ZM144 104V105H143ZM201 104H203V103H201ZM206 104V103H205ZM225 104H227L226 102H225ZM244 104V103H243ZM243 104H240L239 103V106L238 107H240V105H241V107H245L246 108V106H245V104H244V106H242ZM249 104H251V103H249ZM6 105V104H5ZM17 105H19L20 106V108H18V106ZM104 105V104H103ZM102 105V106H103ZM116 105V104H115ZM136 104H134V106H135ZM170 105V104H169ZM204 105V104H203ZM202 105V106H203ZM207 105V104H206ZM221 105V106H220ZM230 104H228V106H229ZM246 105H247V103H246ZM254 105V104H253ZM258 105H259V103H258ZM262 105V104H261ZM13 106H17L16 108H14ZM119 106H120V104H119ZM124 106L126 107V105L124 104ZM146 106V107H145ZM159 107V108H157V107ZM196 106L197 107H199L200 105H198V104H196ZM231 106H232V104H231ZM248 106V105H247ZM13 107V108H12ZM68 107V108H67ZM85 107V106H84ZM104 107V106H103ZM102 107V108H103ZM132 107V106H131ZM145 107V108H144ZM147 107H148V109H147ZM183 107H185V108H183ZM201 107V106H200ZM216 109H215V108ZM225 107V106H224ZM249 107H251V106H249ZM107 108H108V103H107ZM110 108V107H109ZM112 108V107H111ZM118 108V107H117ZM151 108V109H150ZM157 108V109H156ZM173 108H174V105H173ZM202 108V107H201ZM204 108H205V105H204ZM225 108H228V107H225ZM224 108V109H225ZM244 108V109H245ZM254 109H255V106L253 107ZM260 108V107H259ZM104 109V108H103ZM116 109V108H115ZM150 109V110H149ZM203 109V108H202ZM206 109H207V107H206ZM207 109V110H208ZM215 109V110H214ZM243 109V108H242ZM249 109V108H248ZM247 109V111L246 112H248V113H251L249 110ZM251 109V108H250ZM262 109V108H261ZM73 110V109H72ZM71 110V111H72ZM147 110H149V111H147ZM167 110V109H166ZM193 110H190V111H193ZM204 110V109H203ZM210 110V111H211ZM246 110V109H245ZM245 110H243V111H245ZM253 110V109H252ZM3 111L2 110H0V112L2 113V114H5V112L3 113ZM13 111V112H12ZM114 111V110H113ZM112 111V112H113ZM119 111V110H118ZM120 111H119V113H120ZM153 111H155V113L153 112ZM163 111H164V109H163ZM202 111V110H201ZM205 111V110H204ZM217 111V112H218ZM221 112H220V115H222L223 113H222V108H221V110H220ZM228 111H229V108H228ZM260 111V110H259ZM89 112V111H88ZM104 113H106V111L104 110L103 111ZM102 112V113H103ZM150 112H152V113H154V114H150ZM165 112V111H164ZM164 112H162V113H164ZM168 112H170V113H172L171 112V110H168ZM168 112H166V114H169L170 115V113H168ZM180 112H183V111H180ZM180 112H177V114L178 115H180V114H182V113H180ZM193 112H195V111H193ZM192 112V113H193ZM212 112V111H211ZM230 112V111H229ZM234 112V111H233ZM245 112V113H246ZM0 113V114H1ZM11 113H13L12 115H11ZM103 113V114H104ZM114 113H115V111H114ZM113 113V114H114ZM117 113V112H116ZM118 113V114H119ZM159 113H160V111H159ZM158 113V114H159ZM198 113V112H197ZM219 113V112H218ZM222 113V114H221ZM224 113H226V112H224ZM239 113H240V110H239ZM252 113H254L255 114V112H252ZM258 113V112H257ZM260 113V112H259ZM262 113V112H261ZM77 114V113H76ZM110 114H112V113H110ZM190 114L191 113H189V116H190ZM231 113H229V115H230ZM71 115V114H70ZM117 115V114H116ZM120 115V114H119ZM154 116L155 117V119H156V117H157V119L156 120H154V119H150V118H152L151 116ZM217 115V114H216ZM216 115H214V116H216ZM233 115V114H232ZM232 115H230V117L232 116ZM243 115V114H242ZM1 116V115H0ZM6 116V118H5V120H4V118H1V120L4 122H7L6 120H9V116L8 115H3V117H5ZM86 116V115H85ZM88 116V115H87ZM112 116V115H111ZM110 116V117H111ZM134 116V115H133ZM193 116V115H192ZM213 116V117H214ZM222 116H224L225 117V115H222ZM236 116V115H235ZM239 116V115H238ZM257 116V115H256ZM256 116H254V117H256ZM120 117H122V115L120 116ZM119 117V119H118V121H120V123H121V121H123L122 119H124V117L123 118H120ZM127 117H128V114H127ZM145 117V118H144ZM153 117V118H154ZM160 117V116H159ZM162 117H164L163 115H162ZM179 117V119H181L180 117L181 116H178ZM184 117V116H183ZM191 117V116H190ZM219 117V116H218ZM221 117V116H220ZM224 117H223V121H225L224 120ZM227 117H229L228 115L226 116V119H227ZM242 117V116H241ZM244 117V116H243ZM242 117V118H243ZM72 118V117H71ZM91 118V116L89 117V120H92V119H90ZM113 118V117H112ZM142 118H143V120H142ZM208 118H209V116H208ZM211 118V117H210ZM234 118V117H233ZM235 118H237V117H235ZM240 118V117H239ZM246 118V117H245ZM260 118H262V117H260ZM74 119V118H73ZM81 119V118H80ZM85 119V118H84ZM96 119V118H95ZM94 119V120H95ZM111 119V118H110ZM135 119V118H134ZM149 119V120H148ZM166 119V118H165ZM165 119H163V118H161V119H159V121H162V120H165ZM177 120V122H175L176 124H178V125H176V124H174V122L172 121V125H175V126H177V127H174L175 129L174 130H176V129H178V127L179 128H181L182 127V129H183V127H184V125H186L185 126V128L187 127V125L189 126V124H187V122L186 121H184V123L186 122V124H184V123H182L183 122V120H182V122H181V120ZM185 119H186V117H185ZM230 119V118H229ZM228 119V120H229ZM232 119V118H231ZM257 119V118H256ZM12 120V121H11ZM145 120V121H144ZM148 120V121H147ZM152 120H154V121H152ZM173 120V119H172ZM212 120V119H211ZM218 120H219V118H218ZM227 120V121H228ZM262 120V119H261ZM112 121V120H111ZM116 121V120H115ZM114 121V122H115ZM170 121H171V115H170ZM174 121H176V120H174ZM188 121V120H187ZM189 121H192V120H189ZM197 121V120H196ZM195 121V122H196ZM202 121V120H201ZM215 121H216V119H215ZM221 122H222V120H220ZM230 121H232V120H230ZM257 121H259V120H257ZM4 122V123H5ZM10 122H8L9 124H10ZM74 122H75V119H74ZM84 122V121H83ZM94 122V121H93ZM92 122V123H93ZM97 122V121H96ZM150 122V123H149ZM165 122V123H164ZM216 122H219V121H216ZM250 122V121H249ZM262 123H264V121H261ZM7 123V124H8ZM126 123V124H127ZM161 123V122H160ZM163 123L164 124H162V125H164V127H166V129L168 130V125L169 124H167V122L166 121H163ZM179 123H181V124H179ZM189 123V122H188ZM202 123H203V121H202ZM208 123H210V122H208ZM212 123H214V122H212ZM226 123V122H225ZM252 123H253V121H252ZM254 123H255V121H254ZM253 123V124H254ZM261 123V124H262ZM3 124V123H2ZM94 124V123H93ZM125 123H121V125L120 126H122V127H126V128H129V126L127 127V125L125 124ZM182 124H184V125H182ZM194 124V123H193ZM211 124V123H210ZM218 124V123H217ZM216 123H215V127H216V125H217ZM80 125V124H79ZM112 125V124H111ZM114 125H118L117 123L116 124H114ZM129 125V124H128ZM166 125V126H165ZM206 125V124H205ZM226 125H227V123H226ZM225 124H224V126H226ZM230 125V124H229ZM235 125V124H234ZM240 125H241V122H240ZM246 125V124H245ZM249 126H250V124H248ZM247 125V126H248ZM256 125V124H255ZM1 126V125H0ZM8 126V125H7ZM120 126H113V131L111 130V132H109V134H107L108 136H106L109 140H106V141H108L107 142V146H109L110 144L112 145V147L115 145V148L117 149V147H118V153L120 154H122V151H124V148H121L123 145H125V144H118V143H116V141H117V139H120L122 136H124V134L122 133V136H121V132L120 131H122L123 132V130H124V128H122L123 130H121V127ZM131 126V125H130ZM151 126H154V127H151ZM158 126V125H157ZM190 126H191V124H190ZM220 126V125H219ZM232 125H230V127H231ZM235 126H237V125H235ZM246 126V127H247ZM248 126V127H249ZM260 126V125H259ZM258 126V127H259ZM262 126H264V125H262ZM117 127L119 128V130L117 129ZM133 127V126H132ZM132 127H130L131 129H132ZM156 127V128H155ZM159 127V130H161V128H160V126H158ZM168 127V128H167ZM229 127V126H228ZM238 127V126H237ZM242 127V126H241ZM257 127V126H256ZM261 127V126H260ZM11 130H10V129ZM94 128V127H93ZM109 129L108 130H110V127H108ZM154 128V130L153 131H151L150 129H153ZM162 128H163V126H162ZM227 128V127H226ZM226 128L224 129V128H222V129H224L225 130V133H227V131H226ZM239 128V127H238ZM1 129V128H0ZM112 129V128H111ZM171 129V128H170ZM216 129L218 130L219 128H217L216 127ZM244 129V128H243ZM255 129V128H254ZM76 130V129H75ZM126 130V129H125ZM174 130H172V131H174ZM180 131H181V129H179ZM184 130V129H183ZM182 130V132H184ZM220 130H221V128H220ZM232 130H234V129H232ZM239 130V129H238ZM246 130V129H245ZM251 130H253V127H252V129ZM256 130V129H255ZM10 131V132H9ZM72 131H74V130H72ZM118 131H119V133H118ZM156 131V132H155ZM178 130H176V131H174V132H177ZM219 131V130H218ZM218 131H217V133H218ZM222 131V133H223V130H221ZM248 131V130H247ZM259 131V130H258ZM261 131V130H260ZM102 132V131H101ZM100 132V133H101ZM133 132H135V134L133 133ZM151 132V133H150ZM157 133L156 135H153V133ZM171 132V131H170ZM185 132H192V130L191 131H185ZM184 132V134H187V133H185ZM196 132H198V131H196ZM220 132V131H219ZM228 132H229V130H228ZM107 133H108V131H107ZM116 133H118L117 135H119L120 134V138H119V136H118V138H116L115 139V134ZM150 133V134H149ZM166 133V134H165ZM236 133H237V131H236ZM235 133V134H236ZM244 133H246V132H244ZM262 133V131L260 132V134ZM72 134V133H71ZM89 134V133H88ZM177 134V133H176ZM175 134V135H176ZM205 134H206V131H205ZM210 134H212V133H210ZM216 134V133H215ZM233 134V133H232ZM256 134H257V132H256ZM1 135V136H2ZM90 135H91V133H90ZM90 135H88L87 136V138L89 137H91ZM100 135V134H99ZM125 135H128V134H125ZM129 135H128V142H126V140H125V142L126 143H129V144H131V142H130V140L132 139V138H130L129 139ZM135 135V136H134ZM158 135V136H157ZM174 135V134H173ZM172 135V136H173ZM189 135H191V133L189 134ZM207 135V134H206ZM231 135V134H230ZM240 135V134H239ZM238 135V136H239ZM255 135V134H254ZM70 136H72V135H70ZM101 136H102V134H101ZM153 136H155V137H153ZM164 136V137H165ZM172 136L169 138L170 140H171V138H172ZM177 136V135H176ZM185 136V135H184ZM211 136V135H210ZM209 136V137H210ZM213 136V135H212ZM220 136H222V135H220ZM224 137H225V141H226V136L225 135H223ZM244 136V135H243ZM247 136V135H246ZM246 136H244V138L246 137ZM257 136V135H256ZM5 137V136H4ZM83 137V136H82ZM117 137V136H116ZM124 137H122V140L124 139ZM156 137H158L157 138V140H158V142H156L157 140H156ZM168 137V136H167ZM183 137V136H182ZM231 137V136H230ZM249 137V136H248ZM251 137V136H250ZM262 137H264V136H262ZM78 138V137H77ZM86 138V139H87ZM98 138V137H97ZM144 138V140H142ZM179 138V137H178ZM187 139H188V141H190L189 139H192V138H189V137H186ZM198 138H199V135H198ZM203 138V137H202ZM222 138V137H221ZM232 138H234L233 136H232ZM254 138V137H253ZM259 138V137H258ZM80 139L81 138H79V141H80ZM173 139H174V137H173ZM172 139V140H173ZM181 139V138H180ZM183 139H184V137H183ZM182 139V140H183ZM186 139V140H187ZM212 139V138H211ZM218 139V138H217ZM235 139V138H234ZM240 139V138H239ZM241 139H242V136H241ZM246 139V138H245ZM1 141H2V139H0ZM6 140V139H5ZM12 142H10V141ZM84 140V139H83ZM90 139H88L86 142H88ZM97 140V139H96ZM99 140V139H98ZM100 140H102V139H100ZM121 140V139H120ZM140 140V141H139ZM150 140H155V143L153 142V144H152V142L150 141ZM168 140V139H167ZM175 140V139H174ZM179 140V139H178ZM223 140V139H222ZM230 140V139H229ZM251 140V139H250ZM249 140V141H250ZM256 140H257V137H256ZM259 140H261V139H259ZM91 141V140H90ZM133 141V140H132ZM142 141H144V142H142ZM160 141V142H159ZM188 141H183V142H185V143H187ZM208 141V140H207ZM211 141V140H210ZM225 141H223V142H225ZM3 142V141H2ZM81 142V141H80ZM83 143H84V141H82ZM85 142V144H87V146H88V148L90 149V146H89V143H86ZM169 143H172V141H168ZM168 142H167V144H168ZM175 142H176V140H175ZM182 141H178V143L179 144H177V142H176V144L179 146V145H184L183 147H185L186 145H187V147L185 148V149H188V147H189V145H191V144H180ZM192 142V141H191ZM190 142V143H191ZM195 142H199V140L197 139V141H195ZM214 142V141H213ZM219 142H221V141H219ZM232 142H233V140H232ZM235 142H237V141H235ZM245 142V141H244ZM257 142V141H256ZM9 143V144H8ZM110 143V144H109ZM144 143V144H143ZM205 143V142H204ZM226 143H227V141H226ZM230 143V142H229ZM250 144L252 143V142H249ZM8 146H7V145ZM82 144V143H81ZM117 144L119 145V146H117ZM143 144V145H142ZM150 144H152L153 146H151ZM200 144L202 145L203 143H201L200 142ZM245 144V143H244ZM258 144V143H257ZM2 145H3V143H2ZM111 145H110V148L109 149H111L112 147H111ZM140 145V146H139ZM142 145V146H141ZM150 145V146H149ZM155 145V147L156 148H159L158 146H156ZM177 145H175V147L177 146ZM196 145H197V143H196ZM199 145V144H198ZM200 145V146H201ZM231 145V144H230ZM235 145V144H234ZM254 145V144H253ZM105 147H106V144L104 145ZM126 146H128L127 144L125 145V146H123V147H126ZM130 146V145H129ZM139 146V147H138ZM168 146H169V144H168ZM168 146H167V149H168ZM173 146V151H174V149H175V147H174V145H172ZM172 146H169V147H172ZM178 146H177V148H178ZM205 146H206V144H205ZM217 146V145H216ZM237 146V145H236ZM244 146V145H243ZM247 146V145H246ZM254 146H256V144L254 145ZM101 147V146H100ZM122 149V151H120L119 152V150H120V148ZM154 147V148H155ZM227 147V146H226ZM235 147V146H234ZM237 147H239V146H237ZM79 148H81V146H79ZM86 147L84 146V149H85ZM88 148H86V150L88 149ZM131 148V147H130ZM204 148V147H203ZM240 148V147H239ZM243 148V147H242ZM247 148V147H246ZM255 148V147H254ZM259 148V147H258ZM261 148H262V145H261ZM83 149V150H84ZM101 149H103V147L101 148ZM100 149V150H101ZM109 149H106L105 148V152H104V150H103V153L102 154H100V155H102V156H104V154H107L108 153V151H109V153H110V150ZM133 150H135V148L133 147L132 148ZM153 149V148H152ZM166 148H165V150H167ZM198 149V148H197ZM214 149V148H213ZM244 149V148H243ZM83 150H80V151H78V153L79 152H82ZM96 150H97V148H96ZM96 150L94 151V152H96ZM100 150H98L99 151V153H101V151ZM160 150H162V149H160ZM169 150V149H168ZM203 150V149H202ZM235 150V149H234ZM246 150V149H245ZM248 150V149H247ZM1 151H2V149H1ZM92 151V150H91ZM90 151V152H91ZM112 151H113V148H112ZM112 151H111V153H110V155H113L112 154ZM115 151V150H114ZM149 152V153H151V154H149L148 153V155H145V154H143L144 152ZM176 151V150H175ZM194 151V150H193ZM199 151H201V150H199ZM206 151V150H205ZM208 151V150H207ZM243 152H244V150H242ZM241 151V153H243ZM250 151V150H249ZM259 151V150H258ZM88 152V151H87ZM87 152L86 153H84V155L86 154L87 155ZM126 152H127V150H126ZM126 152H124L123 154H126ZM198 152V151H197ZM197 152H190V155L189 156H192L193 155V158L192 159H195V158H198L200 155H197V157H195L196 156V154H197ZM248 152V151H247ZM262 152V151H261ZM4 153H6V152H4ZM61 153V152H60ZM59 153V154H60ZM76 153H77V151H76ZM93 153V152H92ZM97 153V152H96ZM128 153V152H127ZM143 155H142V154ZM159 153V152H158ZM166 153V152H165ZM208 153V152H207ZM216 153V152H215ZM218 153V152H217ZM229 153V152H228ZM245 153H246V151H245ZM244 153V154H245ZM259 153V154H258ZM257 154H258V156L259 155H261V156H259V158H258V156H257V154H256V156H255V158H258L259 159V161H261L262 163H264V161H262V160H264V155H262V154H264V152H262V154H260V152H258ZM2 154H3V151H2ZM58 154V155H59ZM81 154V153H80ZM83 154V153H82ZM81 154V155H82ZM94 154V153H93ZM122 154V155H123ZM199 154V153H198ZM209 154V153H208ZM214 154V153H213ZM227 154V153H226ZM249 154V153H248ZM248 154H246V156L248 155ZM5 155V154H4ZM74 155V154H73ZM72 155V156H73ZM79 155V154H78ZM77 155V156H78ZM110 155H105L104 157H110ZM128 155V154H127ZM134 155V154H133ZM155 155V154H154ZM156 155H159V154H156ZM195 155V156H194ZM202 155V154H201ZM211 155V154H210ZM210 155H207V156H209V158H212ZM217 155V154H216ZM216 155H214V156H216ZM223 155V154H222ZM250 155V154H249ZM249 155H248V158H249ZM253 155V154H252ZM251 155V156H252ZM71 156V157H72ZM75 156H76V154H75ZM80 156V155H79ZM88 156H90L89 154H88ZM91 156H92V154H91ZM90 156V157H91ZM120 156V155H119ZM123 156H125V155H123ZM130 156V155H129ZM234 156V154L232 155V157ZM245 155H243V156H241L242 158H241V160H239V162L237 161V163L239 164V163H241V166L243 167V160H246V158H243ZM245 156V157H246ZM120 157H122V156H120ZM127 157V156H126ZM131 157V156H130ZM185 157H188V158H186V159H188L186 162H185ZM195 157V158H194ZM202 157H203V155H202ZM218 158H217V161H216V163L218 164L219 162H218V160L220 159L219 157L220 156H217ZM227 157H230L229 155H227ZM237 157V156H236ZM235 157V158H236ZM73 158V157H72ZM71 158V159H72ZM85 158V157H84ZM89 158V157H88ZM112 158V157H111ZM157 158H159V159H157ZM216 158V157H215ZM214 158V159H215ZM221 158H223V156H221ZM235 158H233L234 160H235V162L234 163H236V159ZM238 158V157H237ZM251 158L252 157H250L249 158V163L251 164ZM262 158V159H261ZM4 159V158H3ZM8 159V160H9ZM93 159V158H92ZM229 159V160H228ZM261 159V160H260ZM11 160V159H10ZM109 160V159H108ZM121 160H122V158H121ZM126 160V159H125ZM157 160H159V161H157ZM166 160V159H165ZM213 160V159H212ZM212 160H210V162L212 161ZM223 161H224V158L222 159ZM221 159L219 160V161H222ZM227 160H228V162H227V165H228V163H229V165L230 164H232V162L230 163L229 161L231 160V158H227ZM233 160V161H234ZM238 160V159H237ZM6 162H7V160H5ZM84 161H85V159H84ZM105 161H107L106 160V158H105ZM126 161H128V160H126ZM162 161V162H161ZM166 161H169V160H166ZM165 161V162H166ZM184 161V162H183ZM191 161H193V160H191ZM197 161H198V159H197ZM232 161V160H231ZM246 161H248V160H246ZM17 162V161H16ZM19 162V161H18ZM89 162V161H88ZM121 162V161H120ZM130 162V161H129ZM157 162H159V163H157ZM173 162V161H172ZM214 162V161H213ZM212 162V163H213ZM225 162L226 161H224V163H223V165L225 164ZM245 162V161H244ZM255 162V163H254ZM260 162V163H261ZM136 163V162H135ZM216 163L214 162V167H213V169L215 170V173H216V171H219L220 170V167L221 166H223V165H216ZM256 164L257 166L256 167H258V165L259 166H261L262 168H264V166H262V165H264V164H258V162H256L255 160L254 161H252V164ZM11 164V163H10ZM108 164V163H107ZM113 164V163H112ZM194 164H197V163H194ZM254 164L252 165V167L254 166ZM87 165V164H86ZM219 168L218 170H216V166ZM244 165H245V163H244ZM85 166V165H84ZM125 166V167H124ZM220 166V167H219ZM238 166H240V164L238 165ZM247 166V165H246ZM250 166V165H249ZM6 167H8L7 165H6ZM9 167H10V165H9ZM82 167V166H81ZM226 167V166H225ZM224 167V169H226ZM251 167V168H252ZM255 167V166H254ZM253 167V168H254ZM83 168L84 167H82V170H83ZM207 168V169H208ZM222 168V167H221ZM238 168V167H237ZM250 168V169H251ZM4 169V168H3ZM235 169H236V167H235ZM257 169V168H256ZM258 169H260V167H258ZM5 170V169H4ZM4 170H2L3 172H6V170L4 171ZM8 170H9V168H8ZM10 170H11V168H10ZM209 170V169H208ZM253 170V169H252ZM1 171V172H2ZM70 171V172H69ZM253 171H255V170H253ZM257 171V170H256ZM9 172V171H8ZM220 172V171H219ZM227 172V171H226ZM233 172V173H234ZM246 173V175H245V173ZM10 173H11V171H10ZM83 173H84V171H83ZM227 173H229V172H227ZM242 175H241V174ZM250 173H252V172H250ZM249 173V174H250ZM45 174H46V172H45ZM88 174V173H87ZM213 174V173H212ZM255 174V173H254ZM257 174H259L258 176H257ZM5 175V174H4ZM9 175V174H8ZM77 175V176H76ZM235 177H234V176ZM250 175H252V174H250ZM250 175H249V177H250ZM13 176V175H12ZM79 176H80V174H79ZM82 176V175H81ZM86 176V175H85ZM89 176V175H88ZM87 176V177H88ZM220 176V175H219ZM221 176H222V174H221ZM242 176V177H243ZM262 176H264V175H262ZM15 177V176H14ZM47 177V176H46ZM70 177V178H71ZM90 177V176H89ZM224 177H226V175H224ZM249 177H247V178H249ZM16 178V177H15ZM219 178V179H218ZM236 178V179H237ZM244 178V177H243ZM245 178L244 179H242V180H245ZM67 179V178H66ZM258 179H256V180H258ZM1 180H0V182H1ZM71 180V181H70ZM236 181V180H235ZM237 181V182H238ZM248 181V180H247ZM67 182V181H66ZM78 182V181H77ZM91 182V181H90ZM98 182V181H97ZM239 182H241V180L239 181ZM243 182V181H242ZM93 183V182H92ZM13 184V183H12ZM67 184V183H66ZM87 184H88V180H87ZM90 184V183H89ZM82 185V184H81ZM85 185V184H84ZM239 185V184H238ZM260 185H261V187H260ZM80 186V185H79ZM66 187V186H65ZM93 187V186H92ZM99 188H100V190H99ZM239 188H240V186H239ZM99 191H98V190ZM86 190V189H85ZM89 190V189H88ZM66 191H68V189L66 188ZM97 191V192H96ZM63 192L66 194V196H64V194H63ZM95 192V193H94ZM67 195H69V196H67ZM115 196H118V197H121V205H119L118 204V206H116L115 205V203H114V198H115ZM41 198V197H40ZM249 204V203H248ZM259 204V205H260ZM246 206H247V204H245ZM262 206V205H261ZM240 207V208H241ZM243 208V207H242ZM245 208V207H244ZM243 208V214L244 215H246V216H244V217H248L247 216V211H251V214L253 213V209L252 210H247V209H244ZM262 208V207H261ZM261 208H260V210H258V212H259V215L260 216H264V210H262L261 211ZM228 209H231V215L229 216L230 218H228V216L226 217V210H228ZM82 210V211H81ZM247 212V213H245V211ZM254 211L256 212V210L254 209ZM258 212H257V214H258ZM250 213V212H249ZM241 214V213H240ZM239 214V215H240ZM254 214V213H253ZM257 214H255L256 215V219H258L257 217H259V216H257ZM224 215V216H223ZM223 217V218H220V217ZM241 216H242V214H241ZM226 217V218H225ZM237 217H239V216H237ZM191 218H196L195 219V221L197 220V219H199L200 221H201V223L202 224H200L201 225V227H197V226H195V228L197 229H195V230H193L194 231V233H196L195 235L194 234H190L189 233V230H188V222L190 223V220H193V219H191ZM216 218H220V219H224L225 218V221H224V223L228 226V228L229 229H231L232 231L233 230H237L238 229V232H240V231H242V229L243 230H245V233H244V231H243V233L242 232H240V233H242L241 235L237 232V233H234L235 234V236H237L238 237V240L240 239L241 241L243 240L244 242L243 243H241V241H240V243H239V241H235V242H237V243H239V244H241V245H237L236 247H238V248H240L239 250H237V252H228L225 248H227L226 247V244H228V242H230V244H231V247L233 246L234 248H236L234 245H236L237 243H235L234 244V242H233V237L231 236L232 234L230 233V237H226L225 235H223L222 234V232L220 231L221 229L222 230H224V232L223 233H226V232H228V231H225V230H227L228 228H226V226L223 228V226H221L220 228H217V230H216V226L217 227H219L220 226V223H219V226L218 225H216L215 226V222H217L215 219ZM190 219V220H189ZM249 219V220H248ZM255 219V220H256ZM262 219V218H261ZM260 219V220H261ZM196 221L195 223H191V224H197L198 222H200V221ZM242 220V219H241ZM254 220V221H255ZM221 221V220H220ZM222 221V222H223ZM250 221V222H249ZM257 221V220H256ZM221 222V223H222ZM258 222H259V220H258ZM261 222H264V221H261ZM239 223V222H238ZM257 222H255V224H256ZM260 223V222H259ZM259 223H257V224H259ZM262 224V223H261ZM261 224H259V225H261ZM251 226H253V224H252V222H251V224H250ZM248 226H249V224H248ZM250 226V227H251ZM255 228H253L252 227V229L251 230H253V229H256V226H254ZM194 228V227H193ZM192 228V229H193ZM258 228V227H257ZM261 228V229H260ZM149 229H151V232H149ZM220 229V230H219ZM259 229L260 230H262V226L261 227H259L257 230H258V232H259ZM216 230V231H215ZM240 230V231H239ZM256 230V231H257ZM192 231V232H193ZM247 231V232H246ZM255 231V230H254ZM255 231V232H256ZM234 232V231H233ZM199 233V234H198ZM261 233H262V231H261ZM260 233V234H261ZM190 234V241H186V240H188V235ZM201 234H205V236H204V239H206L205 240V242L203 243L202 241H198L199 240V235H201ZM238 234L240 235V236H238ZM246 234V235H245ZM256 234V233H255ZM191 235L193 236L192 237V239H191ZM229 235V234H228ZM259 235V234H258ZM206 237V238H205ZM232 237V238H231ZM241 237V238H240ZM76 240V244H74V248H73V246H70L69 247V249L70 250H68V245H70V242H71V245H73L72 243ZM81 239V238H80ZM198 239V240H197ZM188 242H190V244L188 243ZM231 242H233V244L234 245H232V243ZM258 242V241H257ZM164 243H166V244H168V246H169V251L168 252H166V253H164L163 251H162V249H161V247H162V245L164 244ZM1 244V243H0ZM81 244V243H80ZM259 244V243H258ZM257 244V246L259 247V245ZM77 245V246H76ZM190 245V246H189ZM262 245H264V244H262ZM261 245V246H262ZM240 246V247H239ZM188 247H190V250L188 249L187 250V248ZM217 248L216 250L215 249H212V248ZM229 247V246H228ZM231 247H230V249H229V251L231 250ZM71 248H72V250L74 249V251H72L71 250ZM210 248L212 249V250H214V251H212V250H210ZM237 248V249H238ZM257 250H258V248L257 247H255ZM262 248H264V246H262ZM76 249H77V251H76ZM235 250V249H234ZM81 252H78L79 254H83L82 253V251L83 250H80ZM232 251H233V249H232ZM73 252H74V255H73ZM84 252V251H83ZM257 251H255V253H256ZM259 252V251H258ZM86 253V252H85ZM235 253H237V255L235 254ZM87 254V253H86ZM236 255V257H235V255ZM258 255V254H257ZM69 256V257H70ZM83 256V255H82ZM85 257L87 256V255H84ZM83 256V257H84ZM88 256H90L89 255V253H88ZM262 256H264V255H262ZM68 257V258H69ZM73 257V258H74ZM77 257V256H76ZM82 257V258H83ZM91 257V256H90ZM89 257V258H90ZM95 257L93 258V255H92V259L94 260L95 259ZM233 257H235V259L233 258ZM66 259L67 261H66V264L68 263V262H70V263H68V264H71V262H73L74 260H75V258L73 259H71V257L69 258V259ZM76 259H79V255H78V257L76 258ZM84 259V258H83ZM88 259V258H87ZM260 259V258H259ZM68 260H70V261H68ZM71 260H73V261H71ZM81 260V258L79 259V261ZM91 260V259H90ZM95 261V260H94ZM93 261V262H94ZM81 262V261H80ZM92 262V263H93ZM95 263V262H94ZM4 264V263H3ZM78 264H81V263H78ZM83 264H86V263H83ZM262 264V263H261Z\"/></svg>","mask_w":264,"mask_h":264},{"label":"rangeland","instance_id":"2","mask_svg":"<svg viewBox=\"0 0 264 264\" xmlns=\"http://www.w3.org/2000/svg\"><path fill=\"white\" fill-rule=\"evenodd\" d=\"M110 1V2H109ZM108 1V3H107V1H106V3L105 2H101V3H103V4H105L106 5V7H107V9H108V7H109V9H110V7H112L111 9H113L114 7H115V3H116V8H117V10L119 11V9L121 8V6H120V8L118 7V5L119 4H122V2H124L123 4H122V10L124 11V9L126 8L128 11H129V13H127V11H126V9H125V12H126V14H127V16L128 15H130V17L128 16V18H129V22H131L130 23V25H132L133 27H134V29L132 28V30H131V32H130V34H129V36L128 35H122V34H120V35H118V34H116V38H114V35H111V39L109 40V38H108V40H109V43H108V40H102L101 41V43H105V42H107L108 44H106V45H112V44H116V43H114L113 41H115V39H116V42H117V45H115L116 47H118L117 49H115L114 50V53L113 54H115V55H117L116 57H115V55H113L112 54V50H113V48L114 47H111L112 48V50H111V48H110V51L108 50L107 52H106V55H105V57L108 59V57H110V55H108L107 53H110V54H112V56L109 58V62L108 61H106V62H104V64H103V62L101 63L100 62V64H99V66L97 65V67H94L95 65H93V64H91V66L93 65V67L95 68L94 70H93V67H92V69H90V70H88V73L90 74V73H92L93 74V72H92V70L95 72L92 76H93V81L92 80H90V78L88 77V78H85V76L84 75H86V72L87 71H83L82 70V72H84V73H82V74H84V75H82V74H79L80 75V77H83V79H85V80H83L82 78L80 79L79 78V75H78V80H77V77L75 76V78L73 79L72 77H74V75H76V74H74V72L72 73L71 72V68H72V66L71 65H67V64H70V63H72V60L70 61V59H72V58H74V57H77V55H78V53H79V51L80 50H82V47H83V49H84V46H83V44L84 45H87L88 44V46L90 47V45L89 44H91L92 45V43L94 44V43H98V40H96L95 39V36H94V34L92 33V35L90 34H88V32L90 31L91 32V28L88 30V27H86L87 29L86 30H88V32L87 33H85V34H83V33H81L80 31L82 30L81 28V26H78V28H76L77 26H73V24L74 23H72L71 22V27H70V25H68L69 24V22L70 21H73L74 20V17L76 16H74V17H72L75 13L73 12V11H71L70 9H69V7L68 6H66V8H64L63 7V16L62 15H58L56 12V9L58 8V5H60V3H59V0H58V2H57V0H56V2H57V6L54 4V2L55 1H53V2H51V0H50V2H48V0H45V2H47V3H53L54 5H55V7H57V8H55V11L56 12H54V6H51V5H53V4H49L47 7H49L48 8V10L50 9V7H52L49 11H51V13L52 12H54L55 14H57L56 16L53 14V17H55L52 21H49V19H48V21L46 20V24H47V28H50V29H46L49 33H50V35H52V36H50V35H48V37L47 38H43V37H41L42 38V41H43V43H44V45H43V43L41 44L40 43V45H43L42 46V48L40 47V45H36L38 48L36 49V47H34L35 49H36V51L38 52H36V51H34L33 49H32V51L30 52L31 53V59L33 60V61H31V63H29V65L31 66V68L33 69V72L34 73H39L40 75H42L41 77H42V85H44L45 87H47L48 88V90H54L55 91V89H53V87L54 88H56V91H58V89L57 88H61V86H62V84H61V82L62 83H65V84H63L65 87L67 86V89L65 88V90L66 91H64V90H60L59 89V93L57 92L56 93V96H57V102H58V104L59 105H61L63 102V104H64V106H66L67 104H68V106H70V110H69V108H68V113L67 114H69V118H68V120L67 121H69V122H73L72 123V126H71V131H70V133H69V135H65V134H62V135H60V136H58L57 137V139H59V140H57V142L59 143L58 144V146H59V148H60V151H59V153H57L56 154V156H54V157H51L50 159H49V164L47 165V168H46V171H41L40 173L41 174H44L45 176V181L42 183L44 186H43V188L42 187H40V185H38L39 186V188H37V191L38 192H40L41 193V191H42V193H41V198L39 197V198H34L33 199V201L30 203V205L28 206V207H26V208H24V210L22 211V212H20L19 214L20 215H18L17 217V221L15 222V223H13V224H11V225H9V227L7 228V231H6V233H5V235L0 239V264H48V262H47V260L45 259V258H43L42 257V253H40V249L37 247V244H38V240H40V236L42 235V236H45V237H47V233H48V229H49V227H50V225L52 224V215H51V209H52V201H53V199H54V189H55V186L57 185V184H60L61 185V187H62V189H63V191H65L66 192V194H71L72 195V191L70 190L69 191V180L68 179H72V175H71V173H70V176H69V173H68V175L66 174L67 172H68V169H70V167H73V168H75L74 169V172L76 171V173H77V177L75 178V182L77 183V184H79V183H81V184H79L78 186H77V188H78V190L81 192L82 190L84 191V194L86 193V192H89V193H92L93 192V190L92 189H95V188H97L98 186H99V177L97 176L98 174V171L100 170V169H102V168H106V167H111V165H115L116 166V164H117V166H118V163H119V166L121 165V163H122V161H123V158H124V165L126 166V164L127 163H129V164H131L130 165V168H131V166L132 167H134V166H136V164H137V161H135V160H138L137 158H139V160H140V156H135V154H137V153H139V152H137L136 151V149L138 150V148H137V145H135V146H131L133 143L132 142H134L135 143V141L136 142H138L137 140H138V137H140L142 134H139L140 136H138V137H136L137 139L135 140V139H133L134 137H133V135H129V133L128 132H125V134H128L129 135V139L130 138H132L131 140H130V142H131V144H129V143H126V142H128V135H125L124 134V131H131V130H133V128L135 129V126H136V124H137V127H136V129L134 130V131H136V132H139V133H141L143 130H146L147 132H149V128L150 127H148V129H144L146 126H148V122H146V126L145 125H143V123H137V122H141L140 121V118H139V116H143L142 114H146V113H141V112H144V111H141L140 112V114H139V116H138V114H137V116H136V114H134V113H137V112H134V111H132L131 112V110L133 109V107L136 109L137 107H140V108H137V110L136 111H138V109H142V110H145V109H143L142 107L143 106H141V102H147V106L148 107H152V109H153V106L155 105V104H152V102H151V100H144L142 97H144L143 95H147V94H150V96H151V99H159L160 100V104L158 103V101L159 100H157V101H154V102H157V104H159V106L161 107L160 109H158L159 111H160V113H159V111H157L158 113H156L157 114V116H158V121H156L157 123H156V125H155V123H154V126H156L155 128H156V130L158 129V131H162V133L161 134H159V135H163V133H164V131L168 134L167 136H160L161 138H159V140L162 142V140H164L165 139V142H163V143H165V146H163L162 147V145H164V144H162V145H160L161 147H159L158 145L159 144H154V147H155V145L156 146H158L159 148H154V147H151V149L149 148L148 150H146V151H149V150H159V151H156L155 153L153 152L152 153V156H150V155H148V153L145 151L143 154H145V155H148L150 158H153L154 159V156L155 157H158L159 156V158L160 157H162V158H164L163 160V162L164 163H172V165H174V166H176L178 169L180 168L181 169V165L183 164V163H181L180 164V162L182 161V160H178L179 161V163H177V161H174V160H177V159H179L178 157H180L181 155H185V154H189L190 155V152H197V154H196V156L195 157H197V155H200L198 158H195V159H192L193 158V155L192 156H189V155H186V156H188V157H190V161H187L189 158L188 157H185V159L186 158H188V159H186L185 160V162L187 161L188 163L189 162H194V160H195V162L194 163H197V164H194V163H192V165L193 166H199V165H202V164H200V163H202L204 160L206 161L207 159L209 160V161H206V163L208 164V166L210 165V163H211V165L209 166V168L207 167V165H206V167H204L205 168V170H207V171H209V173H210V171H211V169H212V173H210V176L212 177H220V178H222V179H225V181H227V183L226 184H228V182L229 181H231V180H229V176H231V179H232V175H229V174H231L230 172H232V170L230 171V167L229 166H231V169L233 168V172H234V170L236 171V175L238 176V171L240 172L241 170H245V167H249V169H248V174H247V177H249V175L250 174H252V175H250V177L249 178H245V176H243L241 173H242V171H241V175L245 178V180H242V179H244L242 176L240 177V176H238V177H240V180H241V182H239L238 181V179L239 178H237V177H235L234 175H235V172L233 173L232 172V174H234L233 176L235 177V179L233 178L232 179V183H234V184H232V186H235V185H237V190L239 191V195H240V197H241V199L243 200L245 197H248V196H246V194H250V192H248L249 190H248V188L250 187H248L247 185L249 184V185H251V181H252V184H253V182H259V180L260 179H258V177L256 178V173L258 172L259 173V171L261 170V172L259 173V174H261L262 173V171H264V168H262L261 166H259L258 165V167H260V169H258V167H256L257 165L256 164H254V168L252 167V161H256V162H258V164H264V163H262L261 161H259V156H261V155H259L258 156V152H260V154H262V152H264V137H262V136H264V126H262V125H264V123H262L261 121H264V92H262V91H264V78H262L261 76H264V75H262V74H264V53H262V51H264V50H259V48L261 49V47H264V46H261V45H264V43H260V44H258V47L256 46L257 44L252 40L253 39V37H254V30L256 31V30H258L259 28L260 29H264V28H261V27H264V26H261V25H264V20H262V19H264V18H262L261 19V16L262 15H264V8H262V7H264V1H260V0H258V2L259 3H257V0H253V1H249V0H245V3H244V0H235V4H236V6H237V11H238V18L236 19V21H238V23L241 25H239L237 22L235 23V21H234V25H235V28L237 29V30H239V34H238V36H241V39H239L238 38V36H237V34H236V37H237V39H239V40H236V41H238L237 43H240L239 44V47H238V51L236 50V51H234V53L235 52H237L238 54H234V60L232 61L234 64H233V67H234V69H236L237 67L239 68V70H243L242 72L244 73H242L241 71H239V70H237L236 69V71L234 70H232V72L230 71V67H229V64L231 65V63H228V60L229 59H223V58H221L219 55L223 52H221V51H219V49L221 48V50H224V49H222V47L221 46H223V45H221L222 43V38L220 39V37L219 36H221L222 35V33H226V30H224L225 28V26L226 25H224V27L222 26L221 27V25H223V24H217V23H219V22H222L223 20H221V18L220 19H218L219 18V15H220V12H219V10H218V12L217 11H215V10H217L219 7V9H223V10H220L221 11V13H227L228 12V7H227V4H228V0L224 3L223 2V0H221L222 2H219L218 0H216L217 2H219V3H221V4H219V3H215L217 6H215V8H214V10H213V8L211 9V15L213 16V15H216V16H218L217 17V19L219 20V22L217 21V19H216V22L217 23H215L214 25H212V26H210V27H208V30H206V32H208L209 31V33H211L212 31H210L209 29H214V31L215 30H217V31H222V32H217V35H216V33L214 34L213 32H212V34L211 35H213L214 37H219V39L218 38H215V40L216 39H218V40H220V43L218 42V44L220 45H217L218 46V51L217 50H215L216 51V53L217 52H221L220 54H216L215 55V51H214V57H212L213 55L212 54H210L211 55V58H210V56L208 57L207 55L205 56V55H201V56H199L198 57V59H200V61H201V58L203 57H207V58H209V60L212 62V63H210L209 64V60H208V63L207 62H204L203 60L205 59H202V61L204 62V63H206V65L201 61V64L200 63H198L199 61H198V59H197V57L195 58V60L197 59V61H195L197 64H194L195 66L194 67H196V68H198V69H195L194 67V69L195 70H191V69H188L187 67L185 68H183L182 70H180V73H179V71L178 72H175L176 70H174V71H172L171 70V64H173V63H171L170 61H168V60H161V62L160 61H155V62H153V63H151L154 59L153 58H151V59H149L150 57H152V56H147V58H141V60L143 61V63H142V65H140L141 64V62L142 61H140L139 59L140 58H138V62H137V60H134V59H132L131 58V60L129 61V60H127V59H129L130 57H128L127 55L128 54H126L127 52H128V50L130 51H134V50H137V49H140V48H144V47H147V46H150V45H152V44H157L158 45V47H159V51L160 52H162L165 48H168L167 46L165 47L163 44H165V42H167V40H163V39H165V37H166V39H167V37H169V36H167L168 34L169 35H171L170 33L173 31L172 29L174 28L173 26H175V24H176V22L178 21V20H181L182 18L181 17H183V16H185V15H183L185 12L182 10V8L180 7H178V6H181L182 5V2L184 1V0H122V2H121V0H113V5H109V3H111L112 4V1L111 0H109ZM114 1H115V3H114ZM193 1V2H192ZM194 1L195 0H185V2L187 3V2H190L191 4H193L194 3ZM230 1H232V0H230ZM238 3H237V2ZM249 1V2H248ZM140 2V3H139ZM239 2H241V3H239ZM253 2V3H252ZM255 2H256V4H255ZM262 2V3H261ZM190 3H187V4H190ZM127 4V5H126ZM129 4V5H128ZM262 4V5H261ZM240 5V6H239ZM242 5V6H241ZM245 5V6H244ZM131 6H133V7H131ZM138 6L141 8H138ZM223 6H225V7H223ZM262 6V7H261ZM68 7V8H67ZM127 7H129V8H127ZM183 7V6H182ZM223 7V8H222ZM242 7V8H241ZM253 7V8H252ZM258 7H259V9H258ZM60 9L59 10H61V7H59ZM71 8V7H70ZM115 8V9H116ZM119 8V9H118ZM138 10H136V9ZM10 9V8H9ZM22 9V8H21ZM72 10H73V8H71ZM110 9V11L112 12V10ZM131 9H133V10H131ZM158 9V10H157ZM161 9V10H160ZM178 9V10H177ZM246 9V10H245ZM16 10H18V6L16 7ZM66 10V11H65ZM68 10V11H67ZM121 10V9H120ZM182 10V11H181ZM212 10H213V12H212ZM240 10V11H239ZM244 10H245V13H244ZM254 10V13H252V11ZM256 10V11H255ZM259 10V11H258ZM135 11V12H134ZM145 11V12H144ZM156 11H159V13L158 14H156L155 12ZM177 11H181V12H177ZM215 11V12H214ZM222 11H224V12H222ZM227 11V12H226ZM261 11V14H260V17L258 16L259 15V12ZM58 12H60V11H58ZM69 12V13H68ZM113 12H117L116 10H113ZM131 12H132V14H131ZM140 12H142V14L143 15H139V14H141ZM148 12V13H147ZM167 14H165V13ZM217 12V13H216ZM135 13V15L134 16H132L133 14ZM164 13V14H163ZM225 13L223 14V15H225ZM256 13H257V15H256ZM60 14H62V12L60 13ZM71 14H73V15H71ZM146 14V15H145ZM178 14V15H177ZM181 14V15H180ZM242 14V15H241ZM247 14V15H246ZM249 14V15H248ZM180 15V16H179ZM222 15V14H221ZM220 15V16H221ZM221 16V17H224V16ZM240 15H241V17H240ZM245 15V16H244ZM252 17H251V16ZM257 17H256V16ZM17 16V17H16ZM14 15V24H15V28H13V29H15L14 30V33H15V38L17 39L18 37L19 38H21L24 34H25V25H24V23H23V18H22V16H18V15ZM59 17V16H61V18L59 17V19L58 20H62V22H60V21H58V22H56L57 21V18L56 17ZM65 16V17H64ZM137 16H139V17H137ZM179 16V19L177 18V21H176V17H178ZM226 16V15H225ZM242 16H244L243 18H242ZM68 17V18H67ZM245 17H247V18H245ZM72 18V19H71ZM76 18V17H75ZM140 18V19H139ZM215 18L216 17H213V20H214V22H215ZM226 18H227V16H226ZM250 18V19H249ZM252 18V19H251ZM137 19H138V22H136L137 21ZM222 19H224V22H222V23H226V20L227 19H225V18H222ZM257 19V20H256ZM261 21H260V20ZM56 20V21H55ZM66 20V22L68 21V26L69 27H67L66 28V26H63V21H65ZM242 20V21H241ZM246 20V21H245ZM259 20V21H258ZM176 21V22H175ZM240 21V22H239ZM54 22H56V24L58 23V24H61V25H59V27H58V25H57V28H54V27H56L55 25V23ZM66 22H65V24H66ZM247 22V23H246ZM260 22V26L259 27H257V24ZM23 23V24H22ZM49 23V24H48ZM242 23V24H241ZM252 23V24H251ZM46 24H45V28H46ZM64 24V25H65ZM76 24V23H75ZM250 24V25H249ZM52 25V26H51ZM135 25V26H134ZM238 25H239V27H238ZM255 27V28H257V29H255L253 26ZM250 26V27H249ZM53 27V28H52ZM62 27H65V28H62ZM245 27V29H243ZM252 27V28H251ZM22 28H24V29H22ZM62 28V29H61ZM70 28V29H69ZM222 28H224V29H222ZM249 28V29H248ZM52 29V30H51ZM56 31H55V30ZM66 29H67V31H66ZM78 29V30H77ZM81 29V30H80ZM84 29V28H83ZM196 28H193L192 30H190V32H191V34L192 33H194V32H196V31H194ZM207 29V28H206ZM247 29V30H246ZM250 29H251V31H250ZM80 30V31H79ZM237 30H236V33H237ZM249 30V31H248ZM253 30V31H252ZM17 32V34H16V32ZM47 31H46V33H47ZM52 31V32H51ZM63 31V32H62ZM64 31H66L65 33H64ZM79 31V32H78ZM192 31H194V32H192ZM198 31V30H197ZM241 31H243L242 32V34H241ZM42 32H44V30L42 31ZM53 32H54V34H53ZM56 32V33H55ZM61 32V33H60ZM83 32H85L84 30H83ZM89 32V33H90ZM136 33V34H133V33ZM246 32V33H245ZM253 32V33H252ZM46 33L44 32V33H42L43 35L45 34L46 35ZM52 33V34H51ZM59 33V34H58ZM67 33V34H66ZM76 33V34H75ZM83 34V36L82 35H80V34ZM219 33H221L220 35H219ZM21 34V35H20ZM48 34V33H47ZM63 34V35H62ZM87 34V35H86ZM175 34V33H174ZM223 34V35H224ZM245 34H246V37H245ZM18 35V36H17ZM118 35V36H117ZM130 35L131 36H133L132 37V39H133V41H132V39H131V37H130ZM216 35V36H215ZM253 35V36H252ZM47 36V35H46ZM49 36H50V39H49ZM85 36H88V39L90 40V41H88V39H87V37H85ZM92 36H94L93 38H92ZM120 36V37H119ZM125 36H127V38L125 37ZM250 38H249V37ZM67 37V38H66ZM124 37V38H123ZM130 37V38H129ZM164 37V38H163ZM114 38V39H113ZM120 38V39H119ZM128 38L129 39H131V40H128ZM245 38V40H242V39H244ZM48 41H47V40ZM82 39V40H81ZM112 39H113V41H112ZM128 40L127 42H126V47H124L125 46V44H124V46L121 44V46H120V43H124V40ZM249 39V40H248ZM160 40V41H159ZM163 40V41H162ZM206 40V39H205ZM222 40V41H221ZM246 40H248V42L246 41ZM3 40L1 39L0 40V43H2V44H0V48H2L3 46V50L4 51H6L7 52V50L9 49H7V47H8V43H6V44H4L5 42L3 41ZM41 41V40H40ZM39 41V42H40ZM41 41V42H42ZM48 42L47 44H46V42ZM88 41L89 43H86V42ZM111 41V42H110ZM131 41H132V43H131ZM158 41V43H156ZM195 41V40H194ZM253 41V42H252ZM82 42V43H81ZM113 42V43H112ZM224 42V41H223ZM251 42V43H250ZM86 43V44H85ZM103 43V44H104ZM216 43H217V40H216ZM244 44V46L242 45V44ZM248 43V44H247ZM46 44V45H45ZM82 44V45H81ZM253 44H255V45H253ZM7 45V46H6ZM113 45V46H114ZM247 45V46H246ZM250 45H251V47L252 48H250ZM109 46L106 48V50L109 48ZM130 48H129V47ZM164 46V47H163ZM241 46H243L242 48H241ZM254 46V47H253ZM260 46V47H259ZM115 47V48H116ZM122 47V48H121ZM119 48L120 49H124V52L122 51V50H119ZM243 48H244V50H243ZM248 48V49H247ZM250 48V49H249ZM7 49V50H6ZM73 49V50H72ZM255 49V50H254ZM257 49V50H256ZM31 50V49H30ZM116 50H117V54H116ZM166 50V49H165ZM250 50V51H249ZM251 50H252V52H251ZM259 50V51H258ZM4 51H2V52H4ZM27 51V53H28V49L26 50ZM26 51L24 50V51H22V60H20V56H21V54H20V56H18V57H16V61L18 60H20V61H24V58H27V56H29L27 53H26ZM249 54L250 53V55L249 56H247L248 54H246V52ZM254 51H255V53H256V55L254 54ZM6 52H4V53H6ZM25 52V53H24ZM36 52V53H35ZM40 52V53H39ZM58 52V53H57ZM59 52H64L63 54L62 53H60L61 54V56H64V54H66L65 56L66 57H68V56H70V55H76V56H74V57H72V56H70V57H72V58H69V60L68 59H66L65 58V60H67V64L65 63L64 64V62L62 63V64H64L65 65V67L66 68H64L65 70L64 71H62V73L63 72H66L67 70L69 71V73L71 74V75H67L66 73H63V74H65V75H63V76H65L64 78L61 76V74L62 73H56L55 71L58 69V71L60 70L59 69V67H57V65H56V63L58 62V63H60V66L62 65L61 64V60H60V58H58L59 57ZM120 52V53H119ZM164 52V51H163ZM162 52V53H163ZM243 55H242V54ZM252 53H253V55H255L254 57L252 56ZM24 54V55H23ZM25 54H27V56L25 57ZM32 54L33 55H35L36 57H38V58H36L35 59V57H34V59H33V56H32ZM39 54V55H38ZM56 54H58L57 56H56V58H55V55ZM203 54H205L204 52H203ZM120 55V56H119ZM124 55H125V57H124ZM108 56V57H107ZM252 56V57H251ZM104 57V58H105ZM128 57V58H127ZM201 57V58H200ZM221 59H220V58ZM17 58H19V59H17ZM41 58V59H40ZM57 60H60V61H58L57 60V62L55 63V66L53 65L54 64V62H53V60L55 61V59ZM120 58H121V60H120ZM206 58V59H207ZM214 58H215V60H214ZM217 58V59H216ZM246 58H248V59H246ZM51 59V60H50ZM87 59H89V57L87 58ZM145 59H148L147 61L145 60ZM213 59V60H212ZM218 59H220L221 60V62H220V60H218ZM241 59V60H240ZM120 60V61H119ZM150 60H151V62H150ZM192 60V59H191ZM193 60H194V58H193ZM227 60V61H226ZM244 60L247 62V64L245 65V63H244ZM259 60H261V61H259ZM2 61H4V60H2ZM47 61H51V62H53V63H47L46 64V62ZM64 61V60H63ZM104 61H105V59H104ZM113 61V62H112ZM119 63H118V62ZM140 61V62H139ZM146 61V63L148 62V63H151V64H153V65H149L150 67H148V69H146L145 68V66L146 65H143V64H145L144 62ZM189 61V60H188ZM188 61H186L187 63H189ZM207 61V60H206ZM225 61V62H224ZM235 61V62H234ZM44 62H45V64H44ZM89 62V61H88ZM126 62V63H125ZM157 62H159L158 64L160 65V66H158L159 68H155V65H157L156 63ZM257 64H255V63ZM262 63V64H260V63ZM111 63V64H110ZM128 63V64H127ZM137 63H139L138 64V66H137ZM187 63H185V64H183L184 66L187 64ZM192 63H194V62H192ZM221 63H223V64H221ZM4 64V63H3ZM2 64V66H6L7 67V60H5V64L3 65ZM22 64H24V63H22ZM37 64H40V65H38V67L40 68L41 67V69L39 70V68H37ZM122 64V65H121ZM125 64V65H124ZM203 64V65H202ZM215 64V65H214ZM249 64V65H248ZM250 64H252L251 66H250ZM25 66L27 65V68H28V63L27 64H24ZM24 65H21V66H23V68H24ZM35 65V66H34ZM43 65V66H42ZM45 65H47V67L45 66ZM51 65H53L54 66V68L53 67H51ZM63 65V66H64ZM113 65H115V66H113ZM126 66V67H124V66ZM183 65H181L182 67H183ZM190 65H191V63H190ZM189 64L187 65L188 67L190 66ZM198 65H200L199 67H197ZM208 65V66H207ZM209 65H210V67H209ZM218 65L220 66L219 67V69H218ZM255 65V66H254ZM1 66V68H4V67H2ZM20 66V65H19ZM20 66V67H21ZM33 66V67H32ZM59 66V65H58ZM140 66V67H139ZM143 66V68L144 69H146L147 71H148V74H147V72H145L147 75H149V74H152V73H149L152 69H151V67H154L155 68V70L153 69L151 72H154L155 71V73H157V72H159V69H160V71L161 72H159L160 74H161V76H162V80H160V81H162V82H160V84H162V85H160L159 84V80L157 81V83H156V85L157 84H159L158 86H169L168 85V81H170L171 83H170V88L168 89L169 91H171L172 89L171 88H173L172 87V81L171 80H176L177 79V76H171V73H178V74H180V75H184V74H186V73H184V74H181V73H183V72H181V71H183L184 69H187L188 70V73L189 74H186V75H188V76H186V77H188V79L190 80L189 81V83H186L187 84V88L188 89H186V90H189V88H190V90H189V93H192V90H193V93H194V95L196 96L197 95V93H198V95L199 96H201L202 97V95L204 96H206V93H205V89H208V91L211 89V87H210V85H206L205 86V84H211V82H213V86H214V88L213 89H215V88H217L218 86L217 85H219V83L221 84V82L224 84V86H225V84L226 83H224L225 81L226 82H228V83H230V84H228V85H226L225 87H227L228 86V88L227 89H229V87L230 86H232L233 88L234 87H236L237 85L235 84V83H238V85L239 84H241L240 86H239V89L238 90H240V91H242L243 93H241L240 91H238L237 93H236V90H232L233 88H231V90L229 89V90H226V89H223V92H222V88H225V87H223V84L221 85V89H220V85H219V87H218V89H216L215 90V92H219V90H220V92L221 93H223V94H225V95H220V96H222V97H224V98H222V99H224L225 101H224V104L222 105V115H225V117L224 116H222V115H220V110H221V108H220V110L218 111L215 107V111H213V109L211 110V109H208V106H209V104H208V102H210V104L212 105V106H214L212 103H215V101H214V99H213V101L214 102H212V100H210V97H211V99H212V96L214 97L215 96V94H217V95H219V94H221V93H215L214 91H213V89H211V91H213V92H211V94H213V95H211L210 94V92H208L207 90V94L209 95H207L206 96V99H205V103L207 104H205L204 102H203V97L201 98H199V99H201L202 100V102L201 103H203L204 105H205V108H204V105L203 104H201V103H198V102H200L198 99H196V100H193V99H195V96L193 95V93L191 94L192 95V98L193 99H190L189 100V97L188 96H190V95H186V94H188V93H185V92H183V91H185V90H182V92L183 93H181V92H179L180 94H182L183 96L182 97H184L185 98V100H187V101H191V103H192V107H196V108H194V110L193 109H187V108H185V107H183V108H185V109H180L179 108V106L182 104V102L180 103L179 101V103L177 102V100H178V98H177V96H181V95H177V93L176 92H174V91H171L172 93L171 94H174V96H173V99H174V97H175V101L177 102V104H179V106H177L178 107V109L180 110V111H183V112H180V111H177V112H180V113H182V114H180V115H178L177 114V112H176V110H177V108H176V104H173L174 105V108H173V105L171 106V103L172 102H174V101H172L173 99H171V97H170V102L167 104V103H165L166 101L168 102L169 100H167V96H171V95H169L170 93H167V91L165 92V91H163V92H165V94H167V96L165 97L164 96V94H163V96L161 95V93H162V89L160 88L159 89V87H155L154 86V89L153 88H149V91H147V93L146 92H144V90L146 91V89H148V87H149V85H152V83L153 82H151L150 84H149V82L150 81H156V78H154V79H152V80H150L149 78L151 77V76H149V77H147L146 79L148 80V81H145L146 79H143V78H145L147 75L146 74H143V75H146L145 77H142V79L144 80V82L143 83H141V84H145L146 82V84L148 85V87H147V85H144V86H146V87H143V86H141V87H143L144 89H143V92L144 93H142V90H141V92L139 91V89H142L141 87H139V89L138 90H133V91H131V89L133 88V86H135L134 84H136V86H138V85H140L139 83V81H142L141 80V78H140V75H138V74H140V73H143L142 71H140L139 70V68H141ZM148 66V65H147ZM165 66H168V68L167 67H165ZM5 67V68H6ZM57 67V68H56ZM98 67H103L102 69H98ZM110 69H109V68ZM111 67H115V68H111ZM174 67V66H173ZM190 67H192V66H190ZM211 67H212V69H211ZM216 67V68H215ZM262 67V68H261ZM19 68V67H18ZM18 68H15V69H12V71L14 72H12L11 70H8V68H6V71L4 70H0V72H1V74H0V76L2 75V73L4 74V79L6 80V77L8 78V77H12L13 78V80H11L12 78H8V79H10V81L13 83H15L16 82V84H14L13 83V85H11V83L9 82V81H7L6 83L4 82L3 84L4 85H1L0 86V88L2 87V89H4L6 92L4 93L3 91L4 90H2V89H0L1 91H0V110H2L3 111V109L4 108H1V107H5V110L7 109V106H9L10 105V101H8L9 99H8V95H12L11 93H14V95H16V96H18L17 94H19L20 95V97L18 96V97H11L12 99H14V100H12V99H10L12 102L13 101H16V104H19V103H17V101H19L18 99H21V97H23L24 99H22L23 100V102H24V100H26V98H28L27 96L28 95H26L27 94V87H25L26 85L25 84H22V85H20L19 84V82L21 81H19L18 80V78H20V79H22L21 78V73L22 72H24L25 70H26V67L22 70V68H21V70L20 69H18ZM30 68V69H31ZM55 68H56V70H55ZM60 68H62V67H60ZM70 68V69H69ZM124 68V69H123ZM136 68L139 70V73H137V71H136ZM142 68V70L143 71H145L144 69ZM149 68L151 69V70H149ZM203 68V69H202ZM208 68V69H207ZM222 68V70L220 71V69ZM229 68V69H228ZM232 68V67H231ZM255 68V70H256V72H252V71H255V70H253ZM258 70H257V69ZM18 69V70H17ZM32 69H31V71H32ZM44 69H45V71H44ZM49 69V70H48ZM63 69V68H62ZM163 69V70H162ZM216 69V70H215ZM247 69H249V70H247ZM7 70L8 71H10V72H8V73H10V74H8L7 73ZM39 70V71H38ZM54 70V71H53ZM106 70L108 71V72H106ZM112 70V71H111ZM118 70V71H117ZM197 70V71H196ZM224 70H226V72L224 71ZM252 70V71H251ZM36 71V72H35ZM38 71V72H37ZM40 71H42V72H40ZM101 71V72H100ZM114 71V72H113ZM126 71H128V72H126ZM172 71V72H171ZM194 71V72H193ZM201 71V72H200ZM208 73H207V72ZM216 73H215V72ZM217 71H218V74H220V79H221V76H222V74L225 76H222V79H224V80H222L221 79V81H220V79H219V76H217L216 78L218 79V81H220L219 83H218V81H217V83L215 82V81H213V75H216L217 74ZM220 71V72H219ZM247 71V72H246ZM45 72V73H44ZM60 72V71H59ZM111 72H112V74H111ZM120 72V73H119ZM126 74H125V73ZM185 72H186V70H185ZM202 74L203 72V75L201 76V74ZM210 72H213V73H210ZM223 72V73H222ZM236 73V74H234V73ZM240 73V74H238V73ZM260 72H261V74H260ZM19 73V74H18ZM80 73V72H79ZM87 73V74H88ZM154 73V74H155ZM200 75H199V74ZM232 74V75H230V74ZM251 73V74H250ZM253 73V74H252ZM57 74H58V76L60 75V81H58V76H57ZM88 74V75H89ZM109 74H110V76H109ZM154 74H152V76L154 77ZM196 74V75H195ZM204 74H206V75H204ZM210 74H213V75H210ZM217 74V75H218ZM228 74V75H227ZM250 74V75H249ZM255 74V75H254ZM12 75V76H11ZM69 76L68 78H70L69 80H73V82H71V84H73V83H75L74 81H76V83H79V82H83V84L85 85H87L90 81V85L87 87L86 85L85 86H83V84L81 85V83L80 84H78V85H76V91H74V92H78L77 90H79V91H81V92H79V93H81L78 97H81V95H85L84 97H83V99L81 100L82 102H80V100L79 99H81V98H79L78 99V97H77V94L78 93H76V96H75V93L73 94L72 93V91H73V89H72V86L69 84L70 83V81H68V78H66L67 76ZM82 75V76H81ZM113 75V76H112ZM180 75L178 76L179 78H178V80L180 81V79H181V77H183V76H181L180 77ZM194 75L196 76V77H194ZM208 75V76H207ZM237 75V76H236ZM239 75V76H238ZM241 75V76H240ZM244 75H245V77H244ZM250 77H249V76ZM257 75V76H256ZM90 76V75H89ZM197 76H198V78H199V80H200V83L201 82H203V80L201 81V78L203 77V79H205V77H206V79L210 82V83H208V82H205L206 81V79H205V81L202 83V85L204 84V87H202V85L200 86V85H198L199 84V80L197 79V80H195V78H197ZM210 76V78L208 79V77ZM248 76V77H247ZM255 76V77H254ZM62 77V78H61ZM87 77V76H86ZM91 77V76H90ZM108 77V78H107ZM125 77V78H124ZM157 77V76H156ZM159 77L160 76H158L157 77V79H159ZM169 77V78H168ZM171 77H176V78H173V79H171ZM224 77V78H223ZM228 77V78H227ZM230 77V78H229ZM238 77H241V81H240V78H238ZM253 77V78H252ZM1 79H2V77H0ZM92 78V77H91ZM123 78H124V80H123ZM129 78V79H128ZM133 78V79H132ZM152 78V77H151ZM167 80V79H169L168 81H166L165 79ZM216 78H214V80L216 79ZM245 78H246V80H245ZM4 79H2V80H4ZM55 79H57V84H55L56 83V80ZM140 79V80H139ZM161 79V78H160ZM171 79V80H170ZM216 79V80H217ZM227 79H230V80H228L227 81ZM233 79H235V80H233ZM242 79H244V80H242ZM4 80V81H5ZM55 80V83H53V81ZM61 80H64V81H61ZM80 80V81H79ZM82 80V81H81ZM86 80H88V83H87V81ZM130 82H128V81ZM175 80L173 81V83H175ZM182 80V82H183V80H185L184 82H186L187 80L185 79V78H182L181 79ZM237 80V81H236ZM1 81V80H0ZM19 81V82H18ZM95 81V82H94ZM134 81V82H133ZM244 81V82H243ZM247 81V82H246ZM250 81V83H248ZM9 82V83H8ZM128 82V83H127ZM176 82H177V80H176ZM181 82V81H180ZM179 82V84H181ZM188 82V81H187ZM214 82H215V85H214ZM241 82V83H240ZM253 82V83H252ZM261 82V83H260ZM75 83V84H76ZM117 83H119V84H117ZM123 83H125V84H123ZM134 83V84H133ZM178 83V82H177ZM242 83H244V84H242ZM247 83H248V85H247ZM53 84H55L54 86H53ZM74 84V85H75ZM123 84V85H122ZM138 84V85H137ZM176 84V83H175ZM183 84H185V83H183ZM182 84V85H183ZM185 84V85H186ZM189 84V85H188ZM233 84H235V85H233ZM251 84V85H250ZM8 85V86H7ZM21 87H20V86ZM39 85V86H38ZM37 86L38 87H41L42 85H40V84H38ZM53 87H52V86ZM116 85V86H115ZM119 85V86H118ZM126 86L125 88L124 87H122V86ZM130 85H133V86H130ZM174 85V84H173ZM185 85H183V86H185ZM194 85V86H193ZM198 85V86H197ZM212 85V84H211ZM246 85V86H245ZM259 85V86H258ZM18 86V87H17ZM30 86H32V84L30 85ZM44 86H42V88H45ZM71 86V87H70ZM122 88H121V87ZM130 86V89L129 88H127V87H129ZM175 86V85H174ZM177 86V85H176ZM183 86L182 87H180L181 89L183 88ZM202 87L203 89L202 90H200L201 88L200 87ZM212 86V87H213ZM23 87H25V89L26 90H24V91H27V92H25L24 93V91H23ZM49 87H51L50 89H49ZM81 87V88H80ZM85 87H86V89H85ZM120 87V88H119ZM132 87V88H131ZM153 87V86H152ZM185 87V88H186ZM198 87L200 88V89H198ZM242 87V90L240 89ZM257 87V88H256ZM259 87V88H258ZM261 87V88H260ZM18 88H22V89H20V90H22V91H19V89ZM41 88V89H42ZM123 88L124 89H126V90H128V91H130V93H131V96H132V94H134L135 93V96L133 95L132 97L133 98H129L131 101H130V103H128L129 101H128V99H126V98H128V97H130V93H128V91L126 92L125 90V92L123 91ZM135 89H137V87H134ZM165 88V87H164ZM168 88V87H167ZM167 88H165V89H163V90H166ZM179 88V89H180ZM237 88V87H236ZM235 88V89H236ZM243 88H245V89H243ZM119 89H122V94L123 95H121V91L119 90ZM151 89H153V90H151ZM175 89V88H174ZM179 89H177V91H179ZM198 89V90H197ZM248 89V90H247ZM250 89V90H249ZM258 89L262 92H259L258 91ZM95 90V91H94ZM152 92H151V91ZM176 90V89H175ZM224 90L228 93V91L230 92H232L231 94L230 93H228V94H226V92H224ZM61 91H63L64 92V101H62V98H61V100H60V97H61V95L63 96V93L62 94H60L61 93ZM83 91V92H82ZM114 91H115V93H114ZM118 91H120V92H118ZM136 91V92H135ZM198 91H200L201 92V94L198 92ZM203 91H204V93H203ZM244 91H247V92H253V94L251 93H245ZM66 92H69V93H72L71 95H69V96H67V93ZM85 92V93H84ZM91 92V93H90ZM149 92H151V93H149ZM187 92V91H186ZM3 93V94H2ZM17 93V94H16ZM54 93V92H53ZM94 93V94H93ZM95 93H96V95H95ZM111 93L113 94V95H111ZM139 93V94H138ZM140 93H142V94H140ZM176 93V94H175ZM244 93L246 94V95H248V96H246V95H244ZM261 93V94H260ZM7 94V95H6ZM59 94H60V96H59ZM66 94V95H65ZM93 94V95H92ZM118 94H119V96L121 95V98H124L125 97V95H128L129 94V96H127V97H125V99L128 101H125V102H122V99H121V101H120V97L118 96ZM125 94V95H124ZM154 94H156V95H161V96H158L159 98H157ZM231 96H230V95ZM240 94H241V96H240ZM255 94V95H254ZM4 97H3V96ZM88 95V96H87ZM95 95V96H94ZM234 95H236V96H234ZM13 96V95H12ZM66 96L68 97L67 99H66ZM75 98H74V97ZM87 96V97H86ZM112 96L114 97V98H112ZM117 96V97H116ZM137 96H139V97H137ZM148 96V95H147ZM199 96H196L197 98L199 97ZM220 96H216L217 97V100H219L220 101V99L218 98V97H220ZM234 96V97H233ZM238 96H239V99H238ZM250 96V97H249ZM252 96V97H251ZM85 97H86V100H85ZM90 99H89V98ZM106 97V98H105ZM119 97V98H118ZM134 97L137 99V102H139V105L137 104V102H135L134 100ZM182 97H179V98H182ZM191 97V96H190ZM242 99H241V98ZM248 97V99H246ZM260 97H261V99H260ZM4 98H5V101H4ZM6 98H7V101H6ZM18 98V99H17ZM77 98V99H76ZM109 98V99H108ZM112 98V99H111ZM140 98H142V99H140ZM145 98V97H144ZM150 98V97H149ZM184 98H183V101H184ZM187 98V99H186ZM205 98V97H204ZM215 98V97H214ZM236 98V99H235ZM16 99V100H15ZM59 99V100H58ZM66 99V100H65ZM104 99H105V101H104ZM108 99V100H107ZM110 99H111V101H110ZM117 99V100H116ZM138 99H140V101H138ZM148 99V98H147ZM221 99V101H222V103H223V100ZM240 99H241V102H240ZM244 99H246V100H244ZM252 99H253V101L254 100H257V101H252ZM69 100V101H68ZM70 100H72V101H70ZM142 100V101H141ZM215 100H216V98H215ZM239 100V101H238ZM65 101H66V104H65ZM84 101V102H83ZM124 101V100H123ZM165 101V102H164ZM219 101H216V103L218 102L219 103ZM228 101V102H227ZM246 101V102H245ZM260 101V102H259ZM3 102V103H2ZM10 102V103H9ZM20 103L22 102L21 100L19 101ZM70 102H72V103H74V105L72 104V106L70 105L71 103ZM150 102H151V106H150ZM176 102H174V103H176ZM189 102H187V103H189ZM197 102V103H196ZM225 102L227 103V104H225ZM232 102V103H231ZM107 103H108V108H107ZM118 103V104H117ZM132 103H134V104H136L135 106H134V104L133 105H129V104H132ZM191 103H189L190 105H191ZM198 104V105H200L199 107H197L196 106V104ZM217 103V106L216 107H218L219 106V104L221 103H219L218 104ZM239 103L240 104H245V106H246V108L245 107H241V105H240V107H238L239 106ZM246 103H247V105H246ZM249 103H251V104H249ZM258 103H259V105H258ZM6 104V105H5ZM13 105H15V102L14 103H12ZM12 104L10 105V108H11V106H12ZM104 104V105H103ZM116 104V105H115ZM119 104H120V106H119ZM124 104L126 105V107L124 106ZM170 104V105H169ZM189 104L187 105L186 103H185V105L186 106H189ZM228 104H230L229 106H228ZM231 104H232V106H231ZM244 104L242 105V106H244ZM254 104V105H253ZM262 104V105H261ZM23 105H24V103H23ZM104 107H103V106ZM144 105V104H143ZM182 105H184V104H182ZM203 105V106H202ZM18 106V108H20V106L19 105H17ZM17 106H13L14 108H16ZM85 106V107H84ZM221 106V105H220ZM228 107L229 108V111H228V108H225V107ZM249 106H251V107H249ZM255 106V109L253 108ZM12 107V108H13ZM104 109H103V108ZM110 107V108H109ZM112 107V108H111ZM118 107V108H117ZM121 107H124L125 108V110L127 109H130V111L128 110V113H127V111H125L126 112V118L128 119L129 118V116L131 115L130 113H132V115H131V117H130V119H131V121H133L134 122V125H133V123H127V122H130V119L126 122L125 121V115L123 116V114L125 113H123V109L124 108H122V110L120 111V108ZM146 107V106H145ZM144 107V108H145ZM148 107H147V109H148ZM157 107V106H156ZM181 108H182V106H180ZM206 107H207V109H206ZM210 108H213V107H211V106H209ZM260 107V108H259ZM116 108V109H115ZM157 108H159V107H157ZM156 108V109H157ZM219 108V107H218ZM225 108V109H224ZM243 108V109H242ZM246 110H245V109ZM249 108V109H248ZM251 108V109H250ZM262 108V109H261ZM73 109V110H72ZM135 109H133V110H135ZM151 109V108H150ZM149 109V110H150ZM163 109H164V111H163ZM167 109V110H166ZM247 109L251 112V113H248V112H246L247 111ZM253 109V110H252ZM5 110L3 111V113L5 112ZM72 110V111H71ZM106 111V113H104L103 111ZM115 111V113H114V111ZM120 111V113H119V111ZM149 110H147V111H149ZM153 110H155V109H153ZM168 110H171V112L172 113H170V112H168ZM190 110H193V111H195V112H193V111H190ZM202 110V111H201ZM212 112H211V111ZM239 110H240V113H239ZM243 110H245V111H243ZM260 110V111H259ZM7 112H9V114H10V111H11V109L9 110V109H7L6 110ZM89 111V112H88ZM113 111V112H112ZM219 113H218V112ZM234 111V112H233ZM13 112V111H12ZM104 114H103V113ZM117 112V113H116ZM123 114H122V113ZM139 112V111H138ZM154 113H155V111H153ZM162 112H164V113H162ZM166 112H168V113H170V115H171V121H170V115L169 114H166ZM193 112V113H192ZM198 112V113H197ZM224 112H226V113H224ZM246 112V113H245ZM252 112H255V114L254 113H252ZM258 112V113H257ZM260 112V113H259ZM262 112V113H261ZM1 113V112H0ZM77 113V114H76ZM110 113H112V114H110ZM114 113V114H113ZM120 115H119V114ZM154 113H152V112H150V114L152 115V114H154ZM189 113H191L190 114V116H189ZM229 113H231L230 115H232L231 117H230V115H229ZM5 114L6 115H8L9 116V114H7L6 112H5ZM5 114H0L1 116V118H4V120H5V118H6V116L5 117H3V115H5ZM13 113H11V115H12ZM117 114V115H116ZM127 114H128V117H127ZM148 114V113H147ZM147 114L145 115V116H147ZM217 114V115H216ZM243 114V115H242ZM86 115V116H85ZM88 115V116H87ZM112 115V116H111ZM122 115V117H120ZM134 115V116H133ZM149 115V114H148ZM150 115V116H151ZM162 115L164 116V117H162ZM193 115V116H192ZM214 115H216V116H214ZM229 116V117H227V119H226V116ZM236 115V116H235ZM239 115V116H238ZM257 115V116H256ZM91 116V118L90 119H92V120H89V117ZM111 116V117H110ZM155 116V115H154ZM154 116H151L152 118H150V119H154V120H156L157 119V117H156V119H155V117ZM160 116V117H159ZM178 116H181L180 118L183 120V122H182V120L181 119H179V117ZM184 116V117H183ZM208 116H209V118H208ZM214 116V117H213ZM219 116V117H218ZM221 116V117H220ZM243 118H242V117ZM254 116H256V117H254ZM72 117V118H71ZM113 117V118H112ZM119 117L120 118H123L124 117V119H122L123 121H121V123L123 122V123H127L126 125H127V127L129 126V128H126V127H122V126H120L121 125V123H120V121H118V119H119ZM148 117V116H147ZM154 117V118H153ZM185 117H186V119H185ZM211 117V118H210ZM223 117H224V120L225 121H223ZM234 117V118H233ZM235 117H237V118H235ZM240 117V118H239ZM246 117V118H245ZM260 117H262V118H260ZM1 118H0V132H1V130L3 129V127L2 126H4V129L3 130H7V128H5V126L6 127H11L10 125H11V123L12 122H10V118H11V116H9V120H6L7 122H3L2 120H1ZM75 119V122H74V119ZM81 118V119H80ZM85 118V119H84ZM96 118V119H95ZM111 118V119H110ZM135 118V119H134ZM145 118V117H144ZM161 118H163V119H165V120H162V121H159V119H161ZM218 118H219V120H218ZM230 118V119H229ZM232 118V119H231ZM257 118V119H256ZM7 119V118H6ZM95 119V120H94ZM173 119V120H172ZM181 120V122L182 123H184V121H186L187 122V124H189V126L187 125V127L185 128V126L186 125H184V124H186V122L184 123V124H182V125H184V127H183V129H182V127L181 128H179L178 127V129H176V130H178L177 132H174V131H176V130H174L175 128L174 127H177V126H175V125H172V121L174 122V124H176L175 122H177V120ZM212 119V120H211ZM215 119H216V121H219V122H216L215 121ZM229 119V120H228ZM262 119V120H261ZM112 120V121H111ZM116 120V121H115ZM142 120H143V118H142ZM149 120V119H148ZM147 120V121H148ZM154 120H152V121H154ZM174 120H176V121H174ZM188 120V121H187ZM189 120H192V121H189ZM197 120V121H196ZM203 121V123H202V121ZM220 120H222V122L220 121ZM228 120V121H227ZM230 120H232V121H230ZM257 120H259V121H257ZM12 121V120H11ZM84 121V122H83ZM94 121V122H93ZM97 121V122H96ZM115 121V122H114ZM145 121V120H144ZM163 121H166L167 122V124H169L168 125V130L166 129V127H164V125H162V124H164L163 123ZM196 121V122H195ZM250 121V122H249ZM252 121H253V123H254V121H255V123L253 124L252 123ZM8 122H10V124L8 123ZM94 124H93V123ZM161 122V123H160ZM189 122V123H188ZM208 122H210V123H208ZM212 122H214V123H212ZM227 123V125H226V123ZM240 122H241V125H240ZM3 123V124H2ZM8 123V124H7ZM118 124V125H114V124ZM150 123V122H149ZM194 123V124H193ZM215 123L217 124L216 125V127L217 128H219L218 130L220 131H218L217 129H216V127H215ZM262 123V124H261ZM80 124V125H79ZM112 124V125H111ZM124 124V125H125ZM129 124V125H128ZM179 124H181V123H179ZM190 124H191V126H190ZM206 124V125H205ZM224 124L226 125V126H224ZM232 125L231 127H230V125ZM237 125V126H235V125ZM246 124V125H245ZM248 124H250V126L248 125ZM256 124V125H255ZM8 125V126H7ZM131 125V126H130ZM145 126L144 128H143V130H142V127L140 128V126ZM160 126V128H161V130H159V127L158 126ZM176 125H178V124H176ZM220 125V126H219ZM249 127H248V126ZM261 127H260V126ZM113 126H120L121 127V130H123L122 128H124V130H123V132L122 131H120L119 130V128L117 127V129L121 132V136H122V133L124 134V136L127 138H125L124 136H122V137H124V139L122 140V137L120 138V134L119 135H117L118 133H119V131H118V133H116L115 134V139L116 138H118V136H119V138L121 139H117V141H116V143H120L121 145L122 144H127L128 146H126V147H123V146H125V145H123L121 148H124V151H122V149L120 148V150H119V152L120 151H122V154L124 153V152H126V150H127V152H126V154H123V155H125V156H123L121 153L119 154L118 153V147H117V149L115 148V145L112 147V145H111V147L113 148V151H112V148L111 149H109L110 148V145L109 146H107V142L108 141H106V140H109L106 136H108L107 134H109V132H111V130L113 131L114 129H113ZM133 126V127H132ZM154 126H151V127H154ZM162 126H163V128H162ZM166 126V125H165ZM174 126V127H173ZM229 126V127H228ZM242 126V127H241ZM247 126V127H246ZM257 126V127H256ZM259 126V127H258ZM94 127V128H93ZM108 127H110V130H108L109 128ZM130 127H132V129L130 128ZM227 127V128H226ZM252 127H253V130H251L252 129ZM112 128V129H111ZM147 128V127H146ZM171 128V129H170ZM220 128H221V130H223V133H222V131L220 130ZM222 128H226V131H227V133H225V130L224 129H222ZM244 128V129H243ZM256 130H255V129ZM10 129V128H9ZM76 129V130H75ZM126 129V130H125ZM179 129H181V131L179 130ZM232 129H234V130H232ZM239 129V130H238ZM246 129V130H245ZM3 130H2V133H3ZM11 130V129H10ZM72 130H74V131H72ZM151 131H153L154 130V128L153 129H150ZM172 130H174V131H172ZM182 130L185 132V131H191L192 130V132H185V133H187V134H184V132H182ZM228 130H229V132H228ZM248 130V131H247ZM259 130V131H258ZM262 131V133L260 134V132ZM8 131V130H7ZM102 131V132H101ZM107 131H108V133H107ZM171 131V132H170ZM196 131H198V132H196ZM205 131H206V134H205ZM217 131H218V133H217ZM236 131H237V133H236ZM10 132V131H9ZM101 132V133H100ZM132 132V131H131ZM156 132V131H155ZM244 132H246V133H244ZM256 132H257V134H256ZM2 133H0V139H2V141L0 140V180H1V177H2V180L4 181V180H8L9 181V183L11 184V186H13V188L15 187V189H20V188H22L21 186H20V180H19V178H18V176H16L14 173L12 174V170H13V168L16 166V165H20L21 163H20V161L22 162V156H20V157H18V158H16L15 160L13 159V158H11L10 157V159L8 158V156H9V154H10V156H12L11 155V152L8 154V152H9V150H10V145L8 146L7 144V146L8 147H10V148H6V146H5V141H7L8 142V138H10L9 136H8V138L6 137V135H8L9 133H6L5 135H2ZM72 133V134H71ZM89 133V134H88ZM90 133H91V135H90ZM134 134H135V132H133ZM151 133V132H150ZM149 133V134H150ZM153 133V132H152ZM165 133V134H166ZM177 133V134H176ZM191 133V135H189ZM210 133H212V134H210ZM216 133V134H215ZM233 133V134H232ZM236 133V134H235ZM4 134V133H3ZM100 134V135H99ZM101 134H102V136H101ZM145 134H146V132H145ZM145 134L143 135L144 137H145ZM148 134V133H147ZM147 134H146V139H148L147 137H149V136H147ZM157 134V133H156ZM155 133H153V135H156ZM174 134V135H173ZM177 136H176V135ZM231 134V135H230ZM240 134V135H239ZM255 134V135H254ZM2 135V136H1ZM70 135H72V136H70ZM88 135H90L91 137L89 138H87V136ZM106 135V136H105ZM136 135V134H135ZM134 135V136H135ZM173 135V136H172ZM185 135V136H184ZM198 135H199V138H198ZM211 135V136H210ZM213 135V136H212ZM220 135H222V136H220ZM223 135H225L226 136V141H227V143H226V141H225V137L223 136ZM239 135V136H238ZM246 136L245 138H244V136ZM257 135V136H256ZM5 136V137H4ZM83 136V137H82ZM117 136V137H116ZM132 136V137H131ZM142 136V137H143ZM158 136V135H157ZM172 136V138H171V140L169 139L170 137ZM184 137V139H183V137ZM210 136V137H209ZM231 136V137H230ZM232 136L235 138H232ZM241 136H242V139H241ZM249 136V137H248ZM251 136V137H250ZM78 137V138H77ZM98 137V138H97ZM142 137H140V138H142ZM153 137H155V136H153ZM173 137H174V139L176 140V142H177V144H179L178 143V141H182L180 144H191V145H189V147H188V149H185L186 147H187V145L185 146V147H183L184 145H177L176 144V142H175V140L173 139ZM179 137V138H178ZM186 137H189V138H192V139H189L190 141H188V139L186 138ZM203 137V138H202ZM222 137V138H221ZM254 137V138H253ZM256 137H257V140H256ZM259 137V138H258ZM79 138H81L80 139V141H79ZM87 138V139H86ZM157 138L158 137H156V140H157ZM181 138V139H180ZM212 138V139H211ZM218 138V139H217ZM240 138V139H239ZM6 139V140H5ZM10 139H12V137L10 138ZM84 139V140H83ZM88 139H90L88 142H86ZM97 139V140H96ZM99 139V140H98ZM100 139H102V140H100ZM168 139V140H167ZM173 139V140H172ZM179 139V140H178ZM183 139V140H182ZM187 139V140H186ZM197 139L199 140V142H195V141H197ZM223 139V140H222ZM230 139V140H229ZM251 139V140H250ZM259 139H261V140H259ZM13 140V139H12ZM125 140H126V142H125ZM133 140V141H132ZM142 140H144V138L142 139ZM208 140V141H207ZM211 140V141H210ZM232 140H233V142H232ZM250 140V141H249ZM10 141V140H9ZM82 141H84V143L82 142ZM140 141V140H139ZM145 141V140H144ZM144 141H142V142H144ZM151 142H152V144H153V142L155 143V140H150ZM159 141V142H160ZM168 141H172V143H169ZM183 141H188L187 143H185V142H183ZM192 141V142H191ZM214 141V142H213ZM219 141H221V142H219ZM223 141H225V142H223ZM235 141H237V142H235ZM245 141V142H244ZM257 141V142H256ZM11 142V141H10ZM85 142L86 143H89V146H90V149L88 148V146H87V144H85ZM156 142H158V140L156 141ZM167 142H168V144H169V146H172V145H174V147H175V145H177L178 146V148H177V146L175 147V149H174V151H173V146L172 147H169L168 146V144H167ZM191 142V143H190ZM200 142L201 143H203L202 145L200 144ZM205 142V143H204ZM230 142V143H229ZM249 142H252L251 144L249 143ZM2 143H3V145H2ZM12 143V142H11ZM82 143V144H81ZM196 143H197V145H196ZM245 143V144H244ZM258 143V144H257ZM9 144V143H8ZM106 144V147L104 146ZM117 144V146H119ZM144 144V143H143ZM142 144V145H143ZM152 144H150L151 146H153ZM199 144V145H198ZM205 144H206V146H205ZM231 144V145H230ZM235 144V145H234ZM256 144V146H254V145ZM130 145V146H129ZM141 145V146H142ZM149 145V146H150ZM201 145V146H200ZM217 145V146H216ZM239 146V147H237V146ZM244 145V146H243ZM247 145V146H246ZM261 145H262V148H261ZM79 146H81V148H79ZM84 146L86 147V148H88L87 150H86V148L84 149ZM101 146V147H100ZM140 146V145H139ZM138 146V147H139ZM167 146H168V149H167ZM227 146V147H226ZM235 146V147H234ZM103 147V149H101ZM131 147V148H130ZM135 148V150H133L132 148ZM204 147V148H203ZM244 149H243V148ZM247 147V148H246ZM255 147V148H254ZM259 147V148H258ZM96 148H97V150H96ZM105 148L106 149H109L110 150V153H111V151H112V154L113 155H110V153H109V151H108V153L107 154H104V156L106 155H110V157L108 158V157H104V156H102V155H100V154H102L103 153V150H104V152H105ZM153 148V149H152ZM165 148L167 149V150H165ZM198 148V149H197ZM214 148V149H213ZM1 149H2V151H3V154H2V151H1ZM84 149V150H83ZM101 149V150H100ZM160 149H162V150H160ZM203 149V150H202ZM235 149V150H234ZM246 149V150H245ZM248 149V150H247ZM80 150H83L82 152H79L78 153V151H80ZM92 150V151H91ZM96 150V152H94V151ZM98 150H100L101 151V153H99V151ZM115 150V151H114ZM176 150V151H175ZM194 150V151H193ZM199 150H201V151H199ZM206 150V151H205ZM208 150V151H207ZM242 150H244V152L242 151ZM250 150V151H249ZM259 150V151H258ZM76 151H77V153H76ZM88 151V152H87ZM91 151V152H90ZM241 151L243 152V153H241ZM245 151H246V153H245ZM248 151V152H247ZM262 151V152H261ZM4 152H6V153H4ZM87 152V155L85 154L84 155V153H86ZM94 154H93V153ZM159 152V153H158ZM166 152V153H165ZM209 154H208V153ZM216 152V153H215ZM218 152V153H217ZM229 152V153H228ZM82 155H81V154ZM193 153V154H194ZM199 153V154H198ZM214 153V154H213ZM227 153V154H226ZM245 153V154H244ZM250 155H249V154ZM258 153V154H257ZM5 154V155H4ZM59 154V155H58ZM74 154V155H73ZM75 154H76V156H75ZM80 156H79V155ZM88 154L91 156V154H92V156L90 157V156H88ZM128 154V155H127ZM134 154V155H133ZM142 154V153H141ZM142 154V155H143ZM149 154H151V153H149ZM155 154V155H154ZM156 154H159V155H156ZM203 155V157H202V155ZM211 154V155H210ZM217 154V155H216ZM223 154V155H222ZM234 154V156L232 157V155ZM246 154H248L249 155V158L250 157H252L251 158V164L249 163V158H248V155L246 156ZM253 154V155H252ZM256 154H257V156H258V158H255V156H256ZM8 155V156H7ZM73 155V156H72ZM78 155V156H77ZM122 156V157H120V156ZM131 157H130V156ZM183 155V156H184ZM207 155H210L212 158H209V156H207ZM214 155H216V156H214ZM227 155H229L230 157H227ZM243 155H245L243 158H246V160H248V161H246V160H243V167L241 166V163H239L240 164V166H238L239 164L237 163V161L239 162V160H241V156H243ZM252 155V156H251ZM262 155H264V154H262ZM73 158H72V157ZM127 156V157H126ZM217 156H220L219 158L222 160L223 158H224V161H226L225 162V164L223 165V163H224V161L222 160V161H219L218 160V164L220 165H223V166H219L220 167V172L219 171H216V173H215V170L213 169V167H214V162L216 163V161H217ZM221 156H223V158H221ZM238 158H237V157ZM85 157V158H84ZM89 157V158H88ZM112 157V158H111ZM137 157V158H136ZM206 157H208L207 159H206ZM216 157V158H215ZM236 157V158H235ZM4 158V159H3ZM72 158V159H71ZM93 158V159H92ZM105 158H106V160L107 161H105ZM121 158H122V160H121ZM159 158H157V159H159ZM180 158H182L183 159V157L181 156ZM205 158V159H204ZM215 158V159H214ZM227 158H231V160L229 161L230 163L232 162V164H230L229 165V163H228V165H227V162H228V160H227ZM233 158H235L236 159V163H234L235 162V160L233 159ZM9 159V160H8ZM84 159H85V161H84ZM109 159V160H108ZM128 160V161H126V160ZM169 160V161H166V160ZM197 159H198V161H197ZM204 159V160H203ZM213 159V160H212ZM238 159V160H237ZM262 159V158H261ZM260 159V160H261ZM5 160H7V162L5 161ZM159 160H162L161 158L159 159ZM159 160H157V161H159ZM191 160H193V161H191ZM210 160H212L211 162H210ZM216 160V161H215ZM234 160V161H233ZM17 161V162H16ZM19 161V162H18ZM89 161V162H88ZM121 161V162H120ZM130 161V162H129ZM166 161V162H165ZM173 161V162H172ZM214 161V162H213ZM242 161V160H241ZM245 161V162H244ZM262 161H264V160H262ZM136 162V163H135ZM162 162V161H161ZM184 162V161H183ZM200 162V163H199ZM213 162V163H212ZM261 162V163H260ZM11 163V164H10ZM108 163V164H107ZM113 163V164H112ZM157 163H159V162H157ZM175 163H176V165H175ZM204 163V162H203ZM244 163H245V165H244ZM87 164V165H86ZM109 164H111V165H109ZM129 164H127V166L126 167H128L129 166ZM217 163H216V165H218ZM6 165L8 166V167H6ZM9 165H10V167H9ZM85 165V166H84ZM215 165V166H216ZM247 165V166H246ZM250 165V166H249ZM84 167L83 168V170H82V167ZM124 166V167H125ZM226 166V167H225ZM262 166H264V165H262ZM224 167L226 168V169H224ZM235 167H236V169H235ZM238 167V168H237ZM241 167V170H239V168ZM252 167V168H251ZM6 170V172H3L2 170H4V169ZM8 168H9V170H8ZM10 168H11V170H10ZM100 168V169H99ZM135 168H137V166L136 167H134V169H132V170H135ZM209 170H208V169ZM211 168V169H210ZM251 168V169H250ZM257 168V169H256ZM219 168L216 166V170H218ZM255 170V171H253V170ZM4 170V171H5ZM243 170V171H244ZM257 170V171H256ZM2 171V172H1ZM9 171V172H8ZM10 171H11V173H10ZM83 171H84V173H83ZM229 172V173H227V172ZM246 171V170H245ZM45 172H46V174H45ZM70 172V171H69ZM246 172V173H247ZM250 172H252V173H250ZM88 173V174H87ZM245 173V172H244ZM246 173H245V175H246ZM250 173V174H249ZM255 173V174H254ZM5 174V175H4ZM9 174V175H8ZM79 174H80V176H79ZM221 174H222V176H221ZM259 174H257V176L259 175ZM13 175V176H12ZM82 175V176H81ZM86 175V176H85ZM90 177H89V176ZM220 175V176H219ZM224 175H226V177H224ZM253 175L255 176V178L256 179H258V180H256L254 177H253ZM262 175H264V174H261V180L262 181H260L259 183L261 184V182H262V184H264V176H262ZM16 178H15V177ZM47 176V177H46ZM88 176V177H87ZM71 177V178H70ZM229 177V178H228ZM67 178V179H66ZM226 178L229 180H226ZM237 178V179H236ZM242 178V179H241ZM250 178H252V180L250 179ZM219 179V178H218ZM249 179L251 180V181H249ZM253 179H255V181H253ZM2 180H1V182L0 183H2ZM87 180H88V184H87ZM236 180V181H235ZM248 180V181H247ZM67 181V182H66ZM71 181V180H70ZM78 181V182H77ZM91 181V182H90ZM98 181V182H97ZM238 181V182H237ZM243 181V182H242ZM244 181H246V183L248 182V184L245 186V183H244ZM93 182V183H92ZM257 182V183H258ZM13 183V184H12ZM67 183V184H66ZM90 183V184H89ZM97 183H98V185H97ZM258 183V184H259ZM85 184V185H84ZM239 184V185H238ZM261 184V185H262ZM1 185V184H0ZM96 185H97V187H96ZM261 185H260V187H261ZM66 186V187H65ZM93 186V187H92ZM239 186H240V188H239ZM262 186H264V185H262ZM236 187V186H235ZM248 187V188H247ZM66 188L68 189V191H66ZM86 189V190H85ZM89 189V190H88ZM96 190V189H95ZM98 190V189H97ZM99 190H100V188H99ZM98 190V191H99ZM248 190V191H247ZM92 191V192H91ZM97 192V191H96ZM95 193V192H94ZM63 194H64V196H66V194L63 192ZM69 195H67V196H69ZM251 195V194H250ZM249 195V196H250ZM121 197H118V196H115V198H114V203H115V205L116 206H118V204L119 205H121ZM249 203V204H248ZM251 203H253V202H251ZM251 203H250V201H248L247 203L245 202L244 203V205L242 206L244 209H247V210H249L250 208L248 207V205H251ZM261 203L262 204H260V202L259 203H255L256 205L258 204V206H256L255 208H254V203H253V205L254 206H252L251 208L253 209H255L256 210V212L254 211V209H253V213L251 214V211H245V213H247V216L248 217H244V216H246V215H244L242 212H243V208L241 207V203L239 204L238 203V206H234V208H235V210L237 211V210H240L241 212H237V213H241L242 214V216H241V214L239 215H235V216H233V215H231L230 213H231V209H228V210H226L227 212V214H226V217L229 215H231L232 217L230 218L229 216H228V218H230L229 219V221H228V219H227V223L226 224H229L230 225V220H233V221H231V227H229V228H231L232 229V227H233V224H235L234 225V227H237V226H239L240 224H242L243 222H241V221H246V219L247 218H249L250 219V217H252L253 215L255 216L254 217V219L251 221L252 222V224H253V226H251L250 224H251V222L250 223H248V221H246V223H248L249 224V226H248V224H247V226H245L244 224L245 223H243L242 225L244 226V227H247V228H249V229H246V228H244L243 226H241L240 225V227H238V229H241V227H243L245 230H249V232L247 233V235L248 234H252V232H254V236H261L262 234H264V222H261V221H264V216H260L259 215V212H258V210H260V208H261V211L262 210H264V198H262V201H261ZM245 204H247V206L245 205ZM260 204V205H259ZM262 205V206H261ZM79 207H80V205H78ZM76 207L75 208V211L77 212V210L79 211L78 212V214H79V219L80 220H82L83 222L81 223V225H82V229H81V233L85 236V237H83V236H81V237H78V238H75L76 240H77V243L79 244L78 245V247H75L74 246V244H76V240L72 243L73 245H71V242H70V245H68V250H70L69 249V247L70 246H73V248L75 247V248H77V249H79L78 250V252H81L80 250H83L82 251V255L84 256V255H87L86 257L84 256H82L81 254H79L78 252H77V254L79 255V259L81 258V262L79 261V259H76L77 257H78V255H76L75 254V257L74 256H70L71 257V259L74 257L75 258V260L73 261V260H71V261H73V262H71V264H78V263H81V264H83V263H86V264H106V262H103L102 260L101 261H99V258H98V261H97V253H96V251L92 248V250L90 249V247H91V245H90V243H92V241L94 240V239H96V238H98L99 237V235H100V233H99V231H97V229L96 228H94V227H92V225L90 224V223H88L87 221H85L84 222V218H85V216H84V214L85 213H81L80 212V210L78 209L79 207ZM241 207V208H240ZM81 208V207H80ZM252 209H250V210H252ZM82 211V210H81ZM250 212V213H249ZM257 212H258V214H257ZM252 215V216H250V215ZM255 214H257V216H259V217H257L258 219H256V215ZM244 215V216H243ZM224 216V215H223ZM237 216H239V217H237ZM225 217V218H226ZM220 218H223L222 216L220 217ZM218 219V218H216L215 220L217 221V222H215V226L216 225H218L219 226V223H220V226L219 227H217L216 226V230H217V228H220L221 226H223V228L226 226V228H228V226L224 223V221H225V218L224 219ZM253 218V217H252ZM251 218V219H252ZM262 218V219H261ZM191 219H193V220H190V223L188 222V230H189V233L190 234H196V233H194V231L193 230H195L196 228H195V226H197V227H201V225L200 224H202L201 223V221L199 220V219H197L196 221H200V222H198L196 225L195 224H191V223H195L196 221H195V219L196 218H191ZM242 219V220H241ZM248 219V220H249ZM250 219V220H251ZM257 221H256V220ZM261 219V220H260ZM221 220V221H220ZM224 220V221H223ZM255 220V221H254ZM258 220H259V222H258ZM223 221V222H222ZM222 222V223H221ZM226 222V221H225ZM239 222V223H238ZM255 222H257V223H259V224H261V225H259V224H255ZM239 224V225H238ZM225 225V226H224ZM251 226V227H250ZM254 226H256V229H253V230H251L252 229V227L253 228H255ZM262 226V230H260L259 229V232H258V228L259 227H261ZM194 227V228H193ZM233 227V228H234ZM258 227V228H257ZM193 228V229H192ZM227 229V230H225V231H228V232H226V233H223L224 232V230H222L221 228V232H222V234L223 235H225L226 237L228 236V237H230V233L232 234L231 236L233 237V242H234V244L235 243H237V242H235V241H239V243H240V239L238 240V237L237 236H235V234L234 233H237L238 232V229L236 230H231V229ZM197 230V229H196ZM195 230V231H196ZM215 230V231H216ZM245 230H243L242 229V231H240V232H242L243 233V231H244V233H245ZM256 232H255V231ZM193 231V232H192ZM231 231V232H230ZM246 231V232H247ZM261 231H262V233H261ZM149 232H151V229H149ZM230 232V233H229ZM240 232H238L240 235L242 234V233H240ZM256 233V234H255ZM261 233V234H260ZM190 234L188 235V240H186V241H190ZM199 234V233H198ZM229 234V235H228ZM238 234V236H240ZM259 234V235H258ZM246 235V234H245ZM253 235V234H252ZM200 237H199V240L198 241H202L203 243L205 242V240L206 239H204V236H205V234L203 235V234H201V235H199ZM242 236V235H241ZM192 235H191V239H192ZM231 237V238H232ZM81 238V239H80ZM206 238V237H205ZM241 238V237H240ZM258 241V242H257ZM256 241V244H255V247H257L258 248V250L254 247V257L255 258H257L256 260H258L257 262H256V264H264V256H262V255H264V248H262V246H264V245H262V244H264V241H262L261 240V242H260V240H257ZM233 242H231L232 243V245H234L233 244ZM244 241L242 240L241 241V243H243ZM81 243V244H80ZM189 244H190V242H188ZM239 243H237L236 245H234L235 247L237 246V245H241V244H239ZM259 243V244H258ZM257 244L259 245V247L257 246ZM262 245V246H261ZM77 246V245H76ZM190 246V245H189ZM229 246V247H228ZM226 247L227 248H225L228 252H237V250H239L240 248H238V247H236V248H234L233 246L231 247V244H230V242H228V244H226ZM230 247H231V250L229 251V249H230ZM240 247V246H239ZM74 248V249H75ZM238 248V249H237ZM74 249L72 250V248H71V250L72 251H74ZM77 249H76V251H77ZM161 249H162V251L164 252V253H166V252H168L169 251V246H168V244H166V243H164L163 245H162V247H161ZM190 250V247H188L187 248V250ZM212 249H217L216 247L215 248H212ZM211 248H210V250H212ZM232 249H233V251H232ZM235 249V250H234ZM212 251H214V250H212ZM255 251H257L256 253H255ZM259 251V252H258ZM75 252V251H74ZM74 252H73V255H74ZM87 254H86V253ZM88 253H89V255L92 257V255H93V258L95 257V261L90 257V256H88ZM238 253V252H237ZM237 253H235L236 255H237ZM234 254V255H235ZM258 254V255H257ZM95 255V256H94ZM236 255H235V257H236ZM68 256V257H69ZM77 256V257H76ZM67 257V258H68ZM69 257V258H70ZM84 259H83V258ZM90 257V258H89ZM235 257H233L234 259H235ZM66 258V259H67ZM68 258V259H69ZM73 258V259H74ZM88 258V259H87ZM260 258V259H259ZM65 259V263H62V264H66V260ZM91 259V260H90ZM68 261H70V260H68ZM95 263H94V262ZM93 262V263H92ZM68 263H70V262H68ZM67 263V264H68Z\"/></svg>","mask_w":264,"mask_h":264}]
</instances>
